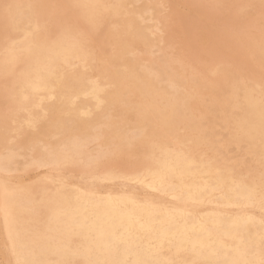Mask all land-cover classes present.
Wrapping results in <instances>:
<instances>
[{"label": "rangeland", "instance_id": "obj_1", "mask_svg": "<svg viewBox=\"0 0 264 264\" xmlns=\"http://www.w3.org/2000/svg\"><path fill=\"white\" fill-rule=\"evenodd\" d=\"M6 1V2H5ZM0 0V7L1 9V12H0V57L2 55V60H3V55L5 54V52L7 51V49L9 48L10 46V43L8 42L10 39L12 40L16 38L17 41H19L20 39L19 38H22V42L25 44L28 42V40H33V35H34V41L38 42V39L40 40L41 44H43L46 40V38L49 40L48 41H52L53 38H55L53 41L57 40L58 37L63 35V34H66L67 30H68V27L69 29H71V31L67 32V34H71V36L73 37V39L71 38V36L69 35H65V36H68L69 39H71V42H74L76 40V44L80 47V49H82V57L81 58H78L76 60H74L72 62V65L74 66L75 69H73V66L71 65V67L67 68L64 72V76L63 78H60L62 76V74L60 75V83H64V84H61L60 88L57 89V91H61L62 89V96L60 97V100H57V99H51V97H48L49 94H53V93H56V89L55 91L54 90H50L48 93H35L37 94L36 96L33 95V99H31V102H30V107L27 109L29 111V114L28 111L27 113L24 111V110H17V106L16 104L15 105H11L10 103H16L13 98L10 99L11 97L8 95V94H3V93H0V103L1 104V107L4 106V108H1L0 107V112H2L4 116H1V113H0V121L1 122H5L4 123H1L0 122V128L2 126L1 129H0V135H3V136H0V142L3 146L5 147H12L13 150L15 151H18L19 154L23 157H26L24 158L23 160V157L17 159V169H16V172H14V174H11L9 176L7 175H4L2 173H0V179H3L5 176H7V182H11V184L13 185H19V184H25L27 185L29 188H41V189H47L49 186L52 185V183L55 181V180H60L62 181V183L64 185H66V187H70V188H77L78 187H81L84 185V187H86L87 189H92L94 190L95 192L98 193V195H107V194H110V195H113V196H117V195H127V196H131L133 197L137 203L139 204V206H146V205H149L154 199L155 200H158L159 203L162 204V206H170V207H176L177 206H181L179 208H184V206L189 210V213L191 214H194L196 215V217H198L199 219H201L205 214H206V210H208L209 208L211 210H214L216 212H220L222 215H225L227 220L229 222L231 221H234L236 220L240 215H245V217L249 216L248 218L251 219V221H249L248 223V226H247V232L246 233H235L234 231H232V229L230 228H227L225 229L224 231L222 232H215V231H208V230H204V232L200 235H197V236H192V237H189L188 238V242L187 243H184V244H180L178 246H176L175 244L169 246L168 249H166L163 253V255L161 256V258H159V260L154 263V264H264V162H262L264 160V141H260L259 138H257L258 136L255 135L250 128L248 127H245V132L243 133L242 131H238L237 130V124L242 120L241 116H242V111L239 110L238 107V103H242V100L244 101V96L247 94H249L251 91H252V95H253V98H257V100L264 106V49H262V45L264 46V0L263 1H260V0H238V1H235V0H141V2H139L140 0H125V2H122L124 0H93V1H98V9L96 11L97 12H93L92 16L88 17L86 14H85V7H86V3H82L81 1V4L78 2V0H56V1H53V0H48V1H45V0H20V2L18 0ZM12 1V2H11ZM27 1V2H26ZM45 1V2H43ZM102 1V2H101ZM108 1V2H106ZM117 1V2H116ZM120 1V5H117L119 4L118 2ZM134 1V2H133ZM159 1V2H158ZM162 1V2H161ZM170 1V3H168ZM183 1V2H182ZM200 1V2H199ZM209 1V2H208ZM214 2L212 3V6L210 5L211 3L210 2ZM218 1V2H216ZM242 3H241V2ZM244 1V2H243ZM260 1V2H259ZM106 2V3H105ZM110 2V3H109ZM130 4H128V3ZM136 2V3H135ZM150 2V3H149ZM158 2V3H157ZM161 2V3H160ZM164 2H167V3H164ZM181 2V3H180ZM190 2V3H189ZM233 2V3H231ZM237 2V4H235ZM247 2V3H246ZM250 2V3H249ZM262 2V3H261ZM6 3V4H5ZM12 3V4H11ZM15 3V4H14ZM28 3V4H27ZM35 3V4H34ZM43 3V4H42ZM64 3V4H63ZM66 3V4H65ZM75 3V4H74ZM79 3V4H77ZM114 3V4H113ZM131 3H133L131 5ZM140 3H142L144 5V8L143 9V5ZM148 4L146 6V4ZM152 3L154 4L152 6ZM184 3V4H183ZM193 3V4H192ZM202 3V4H201ZM206 3V4H205ZM239 3V4H238ZM252 3V4H251ZM10 4V5H9ZM18 4L21 6V10L23 8V11H22V15H21V20L24 19L25 17V25H27L29 27V24L30 23V26L33 25V27L31 26L30 27V31L33 32V34H29V35H23V32H19V34H12V29H11V26L10 24H8V15L12 9L11 6H13ZM41 4V5H40ZM61 4V5H60ZM77 4V5H76ZM84 4V5H83ZM108 4V5H107ZM140 5L142 7H138L137 9V5ZM151 7H150V5ZM157 4V5H156ZM159 4V5H158ZM171 4V5H170ZM209 4V5H208ZM221 4V5H220ZM224 4V5H223ZM229 4V6H228ZM233 4V5H232ZM246 4V5H245ZM260 4V5H258ZM6 5V6H5ZM29 7H28V6ZM65 5V6H64ZM68 5V6H67ZM80 5V6H78ZM82 5V7H81ZM87 5H90V4H87ZM92 5V4H91ZM90 5V6H91ZM102 5V6H100ZM109 5L111 6L110 10H108L109 8ZM125 5H126V8H125ZM138 5V6H139ZM162 5V6H161ZM163 5H166L163 7ZM184 5V6H183ZM192 5V6H190ZM201 5V6H200ZM207 5V6H206ZM218 5V6H217ZM233 8H231V6ZM239 5V6H238ZM253 5V6H252ZM34 6V7H32ZM41 6V7H40ZM89 6V7H90ZM106 6V7H105ZM112 6H115V8L119 7L118 9L112 7ZM122 8H121V7ZM129 6V7H128ZM158 6V8H157ZM188 6V7H187ZM190 6V8H189ZM215 8H214V7ZM248 6V7H247ZM252 6V7H251ZM26 7V9H25ZM57 7V8H56ZM63 7V9H62ZM71 7V8H70ZM96 7V8H97ZM100 7V9H99ZM102 7L106 8L105 11L104 8L102 9ZM133 7L135 8L133 11H131V9H133ZM163 7V8H162ZM169 7V8H167ZM194 7V8H193ZM199 7H202L201 8V11L199 9ZM209 7V8H208ZM235 7V8H234ZM254 7V8H253ZM260 7V8H258ZM263 7V8H262ZM10 8V9H9ZM28 8H29V11H28ZM32 8L33 11H35L34 15H32V10L30 9ZM37 8V9H36ZM49 8V9H48ZM53 8V9H52ZM56 8V9H55ZM68 8V9H67ZM77 8V9H76ZM116 10H114V9ZM124 8V9H123ZM129 8V10H128ZM131 8V9H130ZM161 8V9H159ZM173 8V9H172ZM220 8V9H219ZM223 8V10H221ZM244 10H243V9ZM262 8V10H261ZM9 9V10H8ZM39 9V10H38ZM44 9V11H42ZM75 9L77 12H75ZM80 9V10H79ZM84 9V10H82ZM113 9V10H112ZM127 9V10H125ZM141 9V10H140ZM146 10L148 9L147 11H143V10ZM153 9V10H152ZM156 9V10H155ZM171 9V10H169ZM196 9V10H195ZM198 9V10H197ZM237 9V11H236ZM241 9L242 11L244 12H241ZM247 9V11H246ZM257 9V10H256ZM73 10V11H72ZM82 10V11H81ZM101 10V12H99ZM104 10V11H103ZM119 10V12H118ZM137 10V11H136ZM161 10V11H160ZM164 10V11H163ZM176 10V11H175ZM194 10V11H193ZM218 10V11H217ZM221 10V11H220ZM233 12H232V11ZM256 10V11H255ZM27 14L29 15V13L34 16L35 18H32L30 17L29 19V22L27 21L26 19V12ZM31 11V12H30ZM51 12V14L49 12ZM58 11V12H57ZM79 11V13H78ZM113 13H111V12ZM140 11V18H139V13ZM142 11V12H141ZM149 11H150V14H149ZM153 11V12H152ZM157 11H159L158 13H160L162 15V18L161 15H159L157 13ZM168 11V12H166ZM173 11V12H172ZM179 13H178V12ZM192 11L195 13H197V16L196 14H192ZM200 11V12H199ZM53 12V13H52ZM68 12V13H67ZM72 12V13H71ZM81 12H84V13H81ZM103 12H105L103 14ZM127 12V13H126ZM137 12V13H136ZM143 12L145 13V15H143ZM155 12V13H154ZM163 12V14H162ZM166 12V13H164ZM203 12V13H202ZM215 12V13H214ZM229 12V13H228ZM237 12V14H236ZM5 13V15H4ZM95 13V14H94ZM100 13V15H99ZM120 15L118 20H117V15ZM119 13V14H118ZM123 13V14H122ZM132 13L131 17H130V14ZM142 13V14H141ZM169 13V16L167 17L166 14ZM172 13V14H171ZM176 13L178 15H176ZM185 13V14H184ZM187 13V15H186ZM224 13V14H223ZM241 13V14H240ZM48 14V15H46ZM82 14V15H81ZM84 14V15H83ZM103 14V15H102ZM125 14V15H124ZM128 14V15H127ZM148 14V16H147ZM219 14V15H218ZM230 14V15H229ZM232 14V16H231ZM240 17H239V15ZM245 14V15H244ZM257 15V17L254 16ZM262 14V15H261ZM27 15V16H28ZM44 15V16H43ZM60 15V16H59ZM67 15V17L65 16ZM95 15H96V18L99 20H96L95 18ZM105 15V16H104ZM106 15H110V16H106ZM114 15V16H113ZM126 17V20L125 18H122L123 16ZM156 15V16H155ZM171 15V16H170ZM181 15H182V18H181ZM205 17L203 18L202 17ZM228 15V17H227ZM250 15V16H249ZM40 17V21L38 20L39 17ZM42 16V17H41ZM64 16V17H63ZM82 16V17H81ZM111 16H113V21L111 19ZM116 16V18H115ZM137 16V17H136ZM152 16H154L152 18ZM177 16L179 17L177 18ZM189 17L190 16H194L193 18L191 17L190 21L192 22V25H191V22L188 21L189 19L185 18V17ZM248 16V17H247ZM5 17V18H4ZM45 17V18H44ZM85 17V19H83ZM102 17V18H101ZM109 17V19L111 20H107V18ZM130 17V18H128ZM136 17V19H135ZM149 17H151L149 20H146L148 19ZM158 17V18H157ZM170 17V19H168ZM198 17V18H197ZM208 17V19H207ZM232 17V19H231ZM242 17V19H241ZM246 17V18H245ZM4 18V19H3ZM62 18V19H60ZM71 18V19H70ZM88 18V19H87ZM93 18V19H92ZM137 18L139 19V22L137 21ZM144 21H143V19ZM157 19V20H154ZM166 18V19H164ZM219 18V19H218ZM244 18V19H243ZM3 19V21H2ZM6 19V20H5ZM42 19V20H41ZM48 19V20H47ZM49 19H50V22H49ZM55 19H58V20H55ZM59 19L63 21V24L62 28H61V24H62V21L59 22ZM77 19V20H76ZM95 19V20H94ZM166 20V23H164V20ZM172 19V20H171ZM182 19L184 21H182ZM194 20H198V22L196 21H193ZM212 19V21H211ZM225 19V21H224ZM229 19V20H228ZM5 20V21H4ZM33 20L35 22H32ZM73 20V21H72ZM74 20H76L74 22ZM84 20V21H82ZM94 20V22H93ZM152 20V22H151ZM162 20V21H161ZM170 20V21H169ZM217 20L219 23H217ZM223 20V21H222ZM251 20V21H250ZM2 21V22H1ZM39 21V22H38ZM58 21V22H57ZM89 21V22H88ZM96 21V22H95ZM102 21V23H100ZM125 21V22H124ZM128 21V23H126ZM147 21H148V24H147ZM169 21V22H168ZM173 21V22H172ZM175 21V22H174ZM181 21L183 22L182 24L184 26H181ZM187 21V22H185ZM254 21V23H253ZM24 22L22 20V25L24 26ZM26 22H28L26 24ZM100 23V25L98 23ZM110 22V23H109ZM117 22L118 25H117ZM133 22H137L139 23V26L142 24V26L140 27L142 30H144L143 32H141V29L139 28L138 24L137 23H133ZM168 22V24H167ZM172 22V23H171ZM195 24H194V23ZM212 22V23H211ZM226 22V23H225ZM245 22V23H244ZM7 24V26L5 27V25ZM21 23V22H20ZM57 23H58V27H57ZM61 23V24H60ZM71 23H77L76 25L75 24H71ZM96 23V24H95ZM106 25H103L105 24ZM123 23V24H122ZM153 23V24H152ZM179 23V24H178ZM197 23V24H196ZM202 23V24H201ZM222 23V25H221ZM2 24V25H1ZM42 24H44L43 27ZM54 24V25H53ZM108 24V26H107ZM127 24V26H125ZM146 24V25H145ZM174 24V25H173ZM178 24V26H177ZM201 24V25H200ZM229 24V25H228ZM249 24V25H248ZM40 25V26H38ZM70 25V26H69ZM97 25V26H96ZM112 25V26H110ZM116 25V27L114 26ZM132 25H135L134 27ZM153 25V26H151ZM168 25V27H166ZM189 25V26H188ZM197 25V26H194ZM202 25H204L202 27ZM218 25H220L221 27L224 26L223 28H220ZM258 25V26H257ZM260 25V26H259ZM4 26V28H3ZM35 26V27H34ZM38 26V27H37ZM45 26H48L47 28ZM66 26V28H65ZM75 26V27H73ZM80 26H81V29H80ZM85 26V28H84ZM92 29H91V27ZM121 26H122V30H121ZM130 29H129V27ZM138 26V28H136ZM149 26V27H147ZM170 26V27H169ZM209 26V27H208ZM232 26V27H231ZM246 28H245V27ZM51 27H53L52 29H50ZM56 27H57V30H56ZM88 27V28H87ZM97 28V31H96V28ZM100 28V31H98V29ZM120 30H119V28ZM131 27L133 28V30L131 29ZM144 27V28H143ZM153 27V28H152ZM180 27V28H179ZM183 29H182V28ZM197 27V28H196ZM208 27L209 30L206 28ZM211 27V29H210ZM215 27V28H214ZM226 27V28H225ZM228 27V28H227ZM5 28H9L8 29H5ZM32 28V30H31ZM35 28H37L35 30ZM40 30H39V29ZM45 28V29H43ZM60 28V30L58 29ZM124 28H126V31H130L128 34L126 33L125 34V30ZM148 28H150L148 30ZM170 28V29H169ZM230 28V29H229ZM231 28L232 31L236 29L235 31V34L234 32L231 31ZM3 29V31L1 30ZM42 29V30H41ZM67 29V30H65ZM77 29V30H76ZM83 29V30H82ZM86 29V30H85ZM106 29H109V30H106ZM113 29V32H111ZM140 29V31H139ZM166 29H168L166 31ZM198 29H199V32H198ZM227 29V30H226ZM248 29V30H247ZM251 29V30H249ZM6 30V32H4ZM34 30V31H33ZM49 30H51V33ZM61 30H65L63 33L61 32L62 35H60V31ZM74 30V31H73ZM76 30V31H75ZM81 31V33L83 34H80L79 32ZM115 30V31H114ZM119 30V31H117ZM136 30V31H135ZM157 30V31H155ZM183 30V34H182V31ZM203 30V31H202ZM212 30V33L211 31ZM223 30V31H222ZM253 30V31H252ZM256 30L255 34H254V31ZM262 30V31H261ZM56 31V33H55ZM79 31V32H78ZM86 33H85V32ZM106 31V32H105ZM124 31V32H123ZM181 31V32H180ZM206 31V33H205ZM210 31V32H209ZM222 31V33H221ZM248 31L250 33H248ZM43 32V33H41ZM47 32V33H46ZM49 32V33H48ZM78 32V34H77ZM92 32H93V35H92ZM99 32V33H98ZM134 32H135V35L134 36ZM189 32H191V36L189 34ZM260 33H263L262 37L261 35L259 34ZM5 33L9 34L7 36V34L5 35ZM37 35H36V34ZM40 33V34H39ZM59 33V35H58ZM73 33H75L76 35H73ZM98 33V34H97ZM101 33V36L99 35ZM108 33H110L108 35ZM119 33L121 35H119ZM124 33V34H123ZM132 33V36L130 37ZM146 33V34H145ZM172 33V34H171ZM186 33V34H185ZM195 33V34H194ZM205 33V34H204ZM225 33V34H224ZM243 34V35H240V34ZM246 33V34H245ZM251 33H253L254 35H252ZM22 34V36H21ZM39 34V35H38ZM44 36L42 37L41 36ZM49 36H48V35ZM53 34V35H52ZM107 34V35H106ZM117 35V37H114V35ZM179 34V35H178ZM185 34V37L183 36ZM216 34V35H215ZM238 34V35H237ZM250 34V35H248ZM259 34V37L258 38V35ZM58 37H57V36ZM78 35V36H77ZM81 35H83L85 37V42L81 41L82 43H80V40H84V37H82ZM112 37H111V36ZM115 35V36H116ZM124 35V38L123 36ZM130 38H128V36ZM137 35H139V37H137ZM146 35H149V36H146ZM157 35H160L157 36ZM209 35V36H208ZM211 35V36H210ZM217 35L219 37H217ZM228 37H227V36ZM237 35V36H236ZM247 35V36H246ZM2 36V38H1ZM18 36V37H17ZM21 36V37H20ZM37 36H39L37 38ZM54 36V37H53ZM63 35V37H65ZM86 36H89V37H86ZM96 36V37H95ZM107 36V38L105 37ZM147 38H146V37ZM155 38H153V37ZM157 36V37H156ZM188 36V37H186ZM198 36V37H197ZM222 36V37H221ZM232 38H231V37ZM252 36V38H251ZM26 37V38H25ZM42 37V38H40ZM76 37V38H75ZM80 37V38H79ZM113 39H111V38ZM122 37V38H121ZM134 40H131L133 42L130 41V39L134 38ZM151 37V38H150ZM226 39H225V38ZM35 38H37V40H35ZM51 38V39H50ZM75 38V39H74ZM97 38V39H96ZM128 39L130 42H128V40L126 41V39ZM161 38V39H160ZM182 38V39H181ZM183 38L184 40L186 41H183ZM186 38V39H185ZM193 38V40H192ZM234 38V39H233ZM239 38V39H238ZM255 38H258V39H255ZM80 39V40H78ZM99 39V40H98ZM100 39H101V42H100ZM110 39V40H109ZM119 42H117L118 40ZM121 39H123L122 41H125L128 42V43H124L121 41ZM137 39V40H136ZM148 39V40H146ZM197 39V40H196ZM237 39V40H236ZM255 39V40H254ZM24 40V41H23ZM73 40V41H72ZM77 40H78V43H77ZM112 40V41H111ZM117 42V45L115 44ZM150 40V41H149ZM155 40V41H153ZM182 40V41H181ZM218 40V42H217ZM222 40V41H221ZM240 40V41H239ZM247 40V43L246 41ZM43 41V42H42ZM95 41V42H94ZM140 41V43H139ZM145 43L146 47L144 46H141L142 45V42ZM147 43H146V42ZM152 41V42H151ZM225 41L227 42V44H225ZM231 41V43H230ZM248 41L250 42V44L248 43ZM253 41V42H252ZM257 41V43H256ZM4 42V43H3ZM8 42V43H7ZM20 42V41H19ZM97 42V43H96ZM107 42V43H106ZM198 42V43H197ZM206 42L208 45H206ZM213 42V43H211ZM224 42V44H223ZM234 42V43H232ZM241 42V43H240ZM260 42H262V45L260 44ZM75 43V42H74ZM87 43H89L87 45ZM101 43V44H100ZM110 43H113V45H111ZM130 43V44H129ZM153 43H156L153 45ZM186 43V44H185ZM190 43V44H189ZM195 43V45H194ZM81 44V45H80ZM85 45V47L83 45ZM100 44V46H99ZM116 45V48H115V45ZM121 44V45H120ZM124 44V45H123ZM151 44L153 45V47L151 46ZM183 44V45H181ZM189 44V46L187 45ZM255 48L254 47V45ZM4 45V46H3ZM91 45L95 46L93 48L90 47ZM119 45V46H118ZM123 45V46H122ZM128 45V46H127ZM150 45V46H149ZM176 45V46H174ZM185 45V46H184ZM192 45V46H191ZM198 45H200L201 47H204V52L202 53L203 51V48L199 47ZM206 45V46H205ZM223 45V46H222ZM226 45V46H225ZM230 45V47H229ZM241 45V46H240ZM243 45H244V48L243 49ZM246 45V46H245ZM260 45V46H259ZM87 46H89L87 48ZM104 46H106L104 48ZM121 46V47H120ZM193 46L197 49H193ZM214 46L216 47V49L214 48ZM235 46V48H234ZM252 46V48L250 47ZM99 47H100V50L101 52L99 51ZM110 47V49H109ZM123 47V49H122ZM133 47V48H132ZM172 47V48H171ZM184 47V49H183ZM210 47V49H209ZM214 48L212 50V48ZM221 47V48H220ZM229 47V48H228ZM146 48V49H145ZM152 48V49H151ZM168 51H164L166 49ZM169 48H170V51L174 53L172 54L170 51H169ZM232 48V49H231ZM248 50H247V49ZM255 48V51L254 49ZM97 49V50H96ZM173 51H172V50ZM218 49V51H217ZM225 49V50H224ZM228 49H229V53H228ZM250 49V51H249ZM262 49V50H261ZM90 50V52H89ZM105 50V51H104ZM107 50V51H106ZM137 50V52H136ZM156 50V51H154ZM182 50V51H181ZM188 50V51H187ZM191 53H190V51ZM200 50V51H199ZM207 50L209 52H207ZM215 50V51H214ZM220 50V52H219ZM252 50V51H251ZM5 51V52H4ZM115 53H114V52ZM123 51V53H122ZM141 51V53H139ZM164 51V52H163ZM186 51V55L188 56H185V52ZM197 51V56L196 57V54L195 52ZM211 51H213V55L211 53ZM217 51V52H216ZM234 51V52H233ZM247 53H246V52ZM260 51V53H257V52ZM111 52V54H110ZM118 52H121V54ZM125 52V53H124ZM131 55V58H130V55ZM151 52V53H149ZM159 54V60L156 59L158 61V63L155 62L154 60V57L156 58V55L155 54ZM177 52V53H176ZM189 52V53H188ZM194 52V53H193ZM226 52V53H225ZM254 52V53H253ZM92 53V54H90ZM96 53V54H95ZM108 56H107V54ZM114 53V54H112ZM132 53V54H131ZM210 53V54H209ZM249 53V55H248ZM95 54V55H94ZM102 54V55H100ZM104 54V55H103ZM106 54V55H105ZM126 54V55H125ZM134 54V55H133ZM145 54V55H144ZM155 54V55H154ZM167 54V55H166ZM171 54V55H170ZM205 54V55H204ZM211 55V57H209V55ZM216 54V55H215ZM21 56L24 57V55L22 53H20ZM89 55L91 57H89ZM115 55V57H113ZM118 55V56H117ZM120 55V56H119ZM140 55V56H139ZM144 55V56H143ZM153 55V56H151ZM172 58V60H170L169 58ZM175 55V56H174ZM177 55H179L180 57L177 58ZM184 55V56H182ZM243 55V56H242ZM253 55V56H252ZM19 57V61L21 59H24L23 57ZM104 56V57H102ZM135 58L136 56H138V58L134 59L133 60V57ZM151 56V58L149 57ZM229 56V57H228ZM262 56H263V59H262ZM97 57H99V59H97ZM120 57V59H119ZM127 57V58H126ZM188 57V58H186ZM193 57H194V60L196 61L197 59V63L193 60ZM219 61H217V59ZM223 59H222V58ZM228 57V58H227ZM253 57V59H252ZM257 57H261L260 59L257 58ZM88 58V59H87ZM92 58V61H90ZM103 60H102V59ZM108 60H107V59ZM117 60H116V59ZM122 58V59H121ZM186 58V59H185ZM190 58V60H189ZM210 58H212L210 60ZM216 60H215V59ZM225 58H227V62L226 60H224ZM242 58H243V61H242ZM257 58V59H256ZM87 59V60H86ZM90 59V60H89ZM115 59V60H114ZM125 59H130L129 61H131V63H128L127 60ZM166 59V60H164ZM178 59V60H177ZM181 59V60H180ZM216 61H214V60ZM220 59H222V63L225 65H222V63L220 64ZM230 59V60H229ZM240 59V60H239ZM247 59V60H246ZM251 59V60H250ZM254 59L257 61V63L255 62L254 63ZM114 60V61H113ZM121 60V62H120ZM127 61V63L125 65H123V61ZM140 60V61H139ZM151 60V61H150ZM162 60V61H161ZM183 60V62H182ZM213 60V61H212ZM87 61H89L87 63ZM102 63L99 67L98 65L100 64L99 63ZM103 61V62H102ZM111 61H113V63H110ZM118 62L115 64V62ZM187 61L189 62L187 64ZM245 61V62H244ZM249 61H252V63ZM261 62L262 63H258V62ZM0 62H1V59H0ZM80 62V63H79ZM83 62V63H82ZM106 62H109V63H106ZM148 62V63H147ZM151 62V63H150ZM211 65H208L209 63ZM212 62V63H211ZM219 62V64H218ZM98 63V64H97ZM104 63V64H103ZM122 63V64H120ZM133 63H135V70L134 69V65ZM138 63V64H137ZM143 63V65H142ZM154 63V65H152ZM166 65H164V64ZM233 64L230 68V65ZM248 63V65H247ZM19 65H14L13 68H11V70L9 71V73H5L4 72L2 73V71H0V91L3 92L7 89V90H11L10 87L11 85L9 86L7 82L13 84V85H19V83H14V81L16 79H14V76L15 78L17 77V74H19V69L21 68V64L20 63H17ZM83 64L87 65L85 66L86 68H83ZM93 64V65H92ZM97 64V65H95ZM118 64V67L116 66ZM139 66L140 64V67H138L137 65ZM148 64H150L149 66H147ZM159 64V65H158ZM168 64V65H167ZM184 66H183V65ZM193 64V66H192ZM195 64V65H194ZM198 64H201V65H198ZM212 64H216L215 68L217 69L216 71H214V66L213 68L211 67L209 69L210 66H212ZM228 66H227V65ZM236 66H235V65ZM92 65V66H91ZM107 67H106V66ZM164 65V67H163ZM171 65V66H170ZM182 66L180 68V66ZM217 65H222L221 67ZM238 65V67H237ZM256 65V68L258 69H255V66ZM18 66V67H17ZM113 66V67H112ZM143 66V67H142ZM147 66V67H146ZM170 66V68H169ZM235 66V67H234ZM243 66V67H241ZM246 66V67H245ZM82 67V68H81ZM89 67V68H88ZM91 67V68H90ZM97 67L98 68H102V70H99L97 71ZM105 67V69H104ZM125 67H127L125 69ZM130 67V69L128 68ZM132 67V68H131ZM146 67V68H144ZM185 67V68H184ZM187 67V68H186ZM234 67V68H233ZM243 68L241 70V68ZM263 67V68H262ZM15 68V69H14ZM19 68V69H18ZM89 70H88V69ZM120 68L121 70H124V71H120ZM148 68V69H147ZM221 68V69H220ZM237 68V69H236ZM72 69V70H71ZM85 71L83 72L82 71ZM92 69V70H91ZM94 69H95V72H94ZM108 69V70H107ZM112 69H113V73L112 74ZM116 69V70H114ZM153 69V70H152ZM157 69V71H155ZM181 69V70H180ZM246 69V70H245ZM253 70L254 74L257 73L256 75H252V71ZM262 69V70H261ZM81 70V72H80ZM91 70V71H90ZM118 70V71H117ZM135 72H133V71ZM141 70V71H139ZM149 70V71H148ZM173 70V71H172ZM185 70V71H184ZM189 70V71H188ZM236 74L235 75V71ZM237 70H239L240 73L237 72ZM241 70V71H240ZM243 70H245L243 72ZM249 70V71H248ZM15 74H14V72ZM21 71V70H20ZM71 71L70 72V76H69V73L67 72ZM72 71L74 73H72ZM108 71V73L105 72ZM144 71V72H143ZM146 71H148L146 73ZM183 71H184V74H183ZM191 71V72H190ZM194 71V72H193ZM197 71V72H196ZM202 71V72H201ZM213 71V72H212ZM230 71L233 72L230 74ZM12 72V73H10ZM76 72V73H75ZM94 72V73H93ZM99 72V73H98ZM110 72V73H109ZM117 72V73H116ZM121 72V74H120ZM177 72V74H176ZM182 72V73H181ZM190 72V73H189ZM228 72V73H227ZM17 73V74H16ZM67 73V74H66ZM82 75H80V74ZM102 73V74H101ZM103 73H104V76H103ZM128 75H127V74ZM133 76H132V74ZM140 73V74H139ZM147 74L146 76L144 75ZM150 73L151 76H150ZM193 73V74H192ZM199 73V74H198ZM206 73V74H205ZM212 73H213V77L214 75H218V76H221L222 75L225 77L228 76L226 79L224 77H219L216 76L215 78H211L212 76ZM224 73V74H223ZM259 73V74H258ZM4 74V75H3ZM66 74V75H65ZM73 74V75H71ZM88 74V75H87ZM101 74V75H100ZM105 74L109 75L111 74L112 76L115 75V77L111 75L105 77ZM123 74V75H122ZM183 74V76H182ZM202 74V75H200ZM230 74V75H229ZM234 74V76H233ZM5 77H3V76ZM7 75H10V76H7ZM13 75V77H12ZM67 75L69 77H71L69 79V77H67ZM80 75V78L79 77H75V76H78ZM88 77H87V76ZM96 75H98L96 77ZM121 75V76H120ZM131 75V76H130ZM135 75V76H134ZM150 77H149V76ZM173 75V76H172ZM177 75L179 77H177ZM188 75V76H187ZM203 75L206 77L204 78ZM249 75V76H248ZM2 76V77H1ZM73 76V77H72ZM85 76V77H84ZM111 76V77H110ZM118 76H120L121 78H119ZM182 76V78H181ZM231 76V77H230ZM255 76L257 79H260L257 81V79H255ZM68 79H67V78ZM90 77V78H89ZM95 77V78H94ZM105 77V78H104ZM135 78L134 79H132ZM139 77H140V82L139 83ZM147 77V80H145ZM161 77V78H160ZM176 77V79H175ZM187 77V78H186ZM196 78V79H189V78ZM200 77V78H199ZM208 77V78H207ZM230 77V78H229ZM235 77V78H234ZM250 77V78H249ZM76 78V79H75ZM89 78V79H88ZM96 78L98 80H96ZM116 78V80H119L120 79V82H117L115 80L114 82V79ZM119 78V79H117ZM151 78V79H150ZM153 78V79H152ZM185 78V79H183ZM204 78V79H203ZM211 78V79H210ZM218 78V79H216ZM7 79H9L7 81ZM65 79V80H64ZM72 79V80H71ZM80 79V80H78ZM85 79H87V81L89 82H86L84 81ZM106 79V80H105ZM110 79V81H108ZM132 79V80H130ZM138 81H137V80ZM202 79V80H201ZM214 82L215 80V85L213 82H210V80ZM213 79V80H212ZM222 79V80H221ZM231 79V82L230 80ZM249 79V81H248ZM6 80V81H5ZM12 80V82H10ZM71 80V81H70ZM127 80V81H125ZM144 80V81H143ZM183 80V81H182ZM185 80H187L188 82H186ZM190 80V82H189ZM219 80V81H218ZM224 80V81H223ZM252 80V81H251ZM262 80V81H261ZM17 81V80H16ZM65 81V82H64ZM74 83H73V82ZM78 81V82H77ZM100 81V82H99ZM105 82V85L108 86V84L110 85V87L107 88V86L104 87V83L102 82ZM148 81H149V84H148ZM180 81V83H179ZM182 81V83H181ZM201 81V82H200ZM204 81V82H202ZM207 81V84L205 83ZM257 81V82H256ZM95 82V84H94ZM97 82V83H96ZM107 82H110V83H107ZM113 82V83H111ZM117 82V83H116ZM123 82V83H122ZM131 82V83H129ZM138 82V83H137ZM144 82V83H143ZM147 82V83H146ZM152 82V84H151ZM172 82V83H171ZM176 82V83H175ZM222 82V83H221ZM224 82L225 84L227 83L226 87L224 85ZM232 83L229 84V83ZM257 83L256 85L254 83ZM262 82V83H261ZM4 83V84H3ZM5 83L7 84V87L5 86ZM67 83V84H66ZM71 83V85H70ZM75 83H77V86L75 88H72L70 89V87H73L72 85H76ZM81 83V84H80ZM84 83V85H83ZM89 83V84H88ZM128 85H127V84ZM163 83V84H162ZM171 83V84H170ZM187 84V87H186V84ZM200 83L201 86H200ZM204 83V85H203ZM212 83V85L210 84ZM258 83H261V84H258ZM79 84V85H78ZM88 84V85H87ZM128 86L126 87L125 86ZM138 84L140 86H138ZM142 84L145 88H141L142 87ZM148 84V85H147ZM168 84V86H166ZM184 84V85H183ZM209 84H210V88H209ZM223 84V86H222ZM252 84V85H251ZM66 85V86H65ZM98 86L100 87L102 90L106 91H102L101 92V98L104 97V99L102 98V101L100 102V107H99V104H97V102L93 101L92 98L88 95L85 94V91L87 92V90H89L90 87L92 86ZM123 87H122V86ZM153 85V87H152ZM163 85V86H162ZM213 85H215L213 87ZM248 85V86H247ZM6 88H5V87ZM88 86V87H87ZM102 86V87H101ZM114 86V87H113ZM133 86V87H132ZM139 88H138V87ZM148 86V87H147ZM2 87V89H1ZM17 87V86H16ZM66 87V88H64ZM68 87V88H67ZM84 87V89H83ZM104 87V89H103ZM116 87V88H115ZM130 87V88H129ZM137 87V89H135ZM161 87V88H160ZM164 87V89H163ZM175 87V88H174ZM180 87V88H179ZM200 87V90L198 89ZM213 87V90L211 92V89ZM221 89H220V88ZM224 87V89H222ZM245 87V88H244ZM13 89H15L14 86H12ZM82 88V89H80ZM112 88V89H110ZM120 88V89H119ZM125 91H123V89ZM129 90H128V89ZM131 88L135 91H131ZM153 88V89H152ZM169 88V90H168ZM179 88V89H178ZM217 88V90L215 89ZM228 88V89H227ZM233 88V89H232ZM239 88V89H238ZM5 89V90H4ZM17 89V88H16ZM15 89V90H16ZM70 89V90H69ZM80 89V91H79ZM119 89V90H118ZM139 89V90H138ZM141 89V91H140ZM150 91L149 93H147V91ZM161 89L164 90L161 91ZM193 89V90H192ZM203 89V91H202ZM205 89V90H204ZM215 89V90H214ZM226 89V90H225ZM238 89V90H237ZM244 89V90H243ZM248 89V90H247ZM249 89H251V91H249ZM65 90L67 91L65 93ZM78 90V92H77ZM84 90V91H83ZM118 90V92H116ZM144 90V91H142ZM169 92H168V91ZM175 90V91H174ZM208 90V91H207ZM210 90V91H209ZM227 91L226 93L224 91ZM231 90V91H230ZM235 90V91H234ZM240 90V91H239ZM242 90V91H241ZM254 90V92H253ZM9 91H5V93H9ZM64 91V92H63ZM74 91V92H73ZM76 91V92H75ZM112 91V93H111ZM119 91H121V94L119 93ZM138 91V92H137ZM159 91V92H158ZM180 91V92H178ZM194 91L196 93H198V96L196 93H194ZM200 91V92H199ZM217 91V93H216ZM239 91V92H238ZM246 91V92H244ZM84 92V94L82 93ZM116 92V94H115ZM126 92V94H124ZM168 92V93H167ZM172 92V93H171ZM234 92V93H233ZM241 92V93H240ZM256 92V93H255ZM263 94H262V93ZM74 93V94H73ZM78 93V94H77ZM81 93V94H80ZM111 93V94H110ZM156 93V94H155ZM171 93V94H170ZM177 93V94H175ZM220 93V95L218 94ZM230 93V94H229ZM238 93V95H236ZM240 93V94H239ZM3 94V96H2ZM103 94V95H102ZM116 96H115V95ZM124 94V95H123ZM129 96H128V95ZM158 94V95H157ZM180 94V95H179ZM207 94L210 96V100L208 99L207 97ZM227 98V100L225 98H223V95ZM226 94V95H225ZM75 96L76 97V102H78L76 104L75 102V98L72 97V96ZM82 95V96H81ZM106 95V96H104ZM110 95V96H109ZM114 95V96H113ZM122 95V96H121ZM169 95V96H168ZM176 95V96H174ZM184 95V97L182 98V96ZM189 95V96H187ZM200 95V97H199ZM217 95V96H216ZM246 95V96H247ZM2 96V97H1ZM38 96H43V97H40V100H37L39 97ZM46 96V98H45ZM64 96V97H63ZM80 96V98H79ZM85 98H84V97ZM128 96V97H127ZM140 96V97H139ZM186 96V98H185ZM216 96V97H215ZM236 96H237V100L236 99ZM7 97H9L10 101L8 100V98L6 99ZM38 97V98H37ZM83 97V98H82ZM87 97V98H86ZM108 97V98H107ZM121 97V98H120ZM132 97V98H131ZM138 97V98H137ZM148 97V98H147ZM161 97V98H160ZM177 97V98H176ZM197 97H199L198 99H196ZM205 97V98H204ZM263 97V98H262ZM73 98L72 102H71V99ZM78 98V99H77ZM82 98V99H81ZM89 98V99H88ZM116 98V99H115ZM130 98V99H129ZM155 98V99H154ZM170 98V100H169ZM182 98V100H181ZM190 98V100H189ZM235 98V99H234ZM241 98V100H240ZM243 98V99H242ZM86 99V100H85ZM113 99V101L111 100ZM120 99V100H119ZM138 99V100H137ZM140 99V101H139ZM150 99V100H149ZM167 99V100H166ZM177 99V100H176ZM184 99H187V100H184ZM194 99V100H193ZM217 99V100H216ZM223 101V104L221 102V100ZM233 99V100H232ZM41 100H42V103H41ZM48 100V101H46ZM67 100V101H66ZM79 100V101H78ZM92 100V102L90 101ZM107 100V102H105ZM129 100V103L127 102ZM160 100V101H159ZM161 100H164L162 101L161 103ZM176 100V102H174ZM192 100V101H191ZM216 103H215V101ZM233 103H232V101ZM7 101V103L5 104V102ZM46 101V103H44ZM51 104H50V102ZM57 101V102H56ZM59 101V102H58ZM82 101V102H81ZM89 101V102H88ZM121 101V102H120ZM180 101V103H179ZM198 101H200L202 103V105L200 104V102L198 103ZM205 101V102H204ZM214 101V102H213ZM218 101V103H217ZM239 101V102H238ZM3 102H4V105H3ZM9 102V103H8ZM49 102V103H48ZM56 102V105L55 103ZM62 102V103H61ZM71 102V104H70ZM80 102V103H79ZM88 102L87 105H89V107L87 105H85L86 103ZM114 102V103H113ZM156 102V103H154ZM158 102V103H157ZM160 102V103H159ZM169 102V103H167ZM173 102V103H172ZM186 102V103H185ZM189 102V103H188ZM221 102V104H220ZM47 104V107H45L44 105ZM65 103H67L65 105ZM76 105H75V104ZM82 103L84 105H82ZM96 103V104H95ZM103 103L105 105H103ZM113 103V104H111ZM116 103V104H115ZM120 104V107H119V104ZM128 103V104H127ZM134 103V104H133ZM175 103V104H174ZM210 103H212L211 105L215 108V110H211V107L210 106ZM225 103V104H224ZM62 104V106H61ZM69 104V105H68ZM95 104V105H94ZM110 104V105H107ZM135 106V108L131 107L133 105ZM137 104V106H136ZM149 104V105H148ZM164 104V105H163ZM169 104V105H168ZM171 104V105H170ZM173 104V105H172ZM191 104V105H190ZM195 104V105H193ZM209 104V105H208ZM216 104V105H215ZM229 104V105H228ZM236 104H237V107H236ZM43 105V106H41ZM55 105V106H54ZM64 105V106H63ZM74 105V107L72 106ZM81 105V106H80ZM92 105V107H90ZM125 105V106H124ZM127 105V106H126ZM146 105V106H145ZM163 105V106H162ZM168 105V106H167ZM176 105V106H175ZM184 106L185 109H183L182 106ZM206 105V106H205ZM224 105V107H223ZM227 105V106H226ZM233 105V107H232ZM12 107V108H9ZM66 106V109H64ZM71 106V107H70ZM80 106V107H78ZM99 108H98V107ZM107 108H106V107ZM144 108H143V107ZM149 106V107H148ZM166 106V107H164ZM220 106V107H219ZM5 107L7 109H5ZM14 107V108H13ZM34 107V109H33ZM42 107V111L41 112H44L43 116H41L40 114V108ZM45 107V108H44ZM63 109H62V108ZM96 107V108H95ZM104 107V109H103ZM125 109L123 110L122 109ZM131 107V108H130ZM148 107V108H147ZM163 107V108H161ZM168 107V108H167ZM174 107H178L179 110H180V113H181V121L179 123H175V124H171V117L169 116L172 111L175 110ZM195 107V108H193ZM201 107V108H200ZM204 107V108H203ZM223 107V108H222ZM230 108V110L228 109V111L230 112H227V109ZM44 108V109H43ZM51 108V109H50ZM55 108V109H54ZM60 108V109H59ZM71 108V109H70ZM83 108V109H82ZM91 108V109H90ZM95 108V109H94ZM131 110H130V109ZM133 108V109H132ZM146 108V110H145ZM161 108V109H160ZM166 108V109H164ZM172 108V110H171ZM223 110H222V109ZM14 109V110H13ZM36 109V110H35ZM57 109V110H56ZM78 109V110H77ZM93 109L96 111H94V116L92 114V111ZM126 109H129V113L126 111ZM136 109V110H135ZM142 109V110H141ZM196 109V110H195ZM220 109V111H218ZM7 110V111H6ZM17 110V111H15ZM34 110V112H33ZM46 110V112L44 111ZM56 110V111H55ZM83 111L82 114H79L81 113V111ZM87 110V111H86ZM91 110V111H90ZM100 110V111H99ZM102 110V112H101ZM103 110H104V114H103ZM112 111V115L111 113H108V112H111ZM117 110L118 113H117ZM185 110V112H184ZM195 110V111H194ZM209 112H208V111ZM4 111V112H3ZM9 111H12V114L11 112L9 113ZM14 111V113H13ZM24 113V115H22V112ZM35 111L37 113H35ZM51 111V112H50ZM58 111V112H57ZM66 111H68V113H65ZM69 111H70V116L68 115L69 114ZM72 111V112H71ZM74 111V113H73ZM86 111V113H85ZM107 111V112H106ZM115 111L117 114H115ZM142 111V113H141ZM146 111V112H145ZM150 111V112H149ZM205 113H204V112ZM228 113V115H226L225 113L226 112ZM19 114H18V113ZM30 112H31V116L30 115ZM39 112V113H38ZM50 112V114H49ZM60 112V113H59ZM99 112V113H98ZM114 112V113H113ZM124 112H127L126 116ZM150 114H149V113ZM158 112V113H156ZM160 112V113H159ZM167 112V113H166ZM193 112V113H192ZM198 112V113H196ZM202 112V113H200ZM233 112V113H231ZM21 113V114H20ZM48 113V114H47ZM52 113V115H51ZM64 113V115H63ZM73 113V114H72ZM76 113V114H75ZM88 113V114H87ZM121 113V114H120ZM147 113V114H146ZM153 113V114H151ZM163 113H164V116H166V119L162 118L164 117L163 116ZM208 115H207V114ZM210 113H212L214 119H212L213 117H210ZM217 113V115H216ZM18 114V115H17ZM27 114V115H26ZM38 114V115H37ZM67 114V116H66ZM85 114H86V120L84 118V120L82 119V117L84 116L85 117ZM90 114V115H89ZM130 114V115H129ZM145 114V115H144ZM200 114V115H198ZM220 114V115H218ZM224 114V115H223ZM232 114V115H231ZM8 115H11V116H8ZM30 117H29V116ZM63 115V116H61ZM73 115H75L73 117ZM100 115V118H98ZM121 115V117H120ZM135 115V116H134ZM153 115V116H152ZM194 115V116H193ZM202 115L203 117H206L208 118V120H206V118H202ZM211 115V116H212ZM223 117H222V116ZM228 116V117H225ZM238 118H237V116ZM25 116H27L28 118H26ZM41 116V117H40ZM59 116V117H58ZM82 116V117H81ZM88 116L90 118H88ZM93 116V119H91ZM134 116V117H133ZM199 116V118H198ZM201 116V118H200ZM230 116H232V118H230ZM236 116V117H235ZM8 117V118H7ZM17 117V118H16ZM61 117V119H60ZM63 117H65L66 119H63ZM69 117V118H68ZM80 117V118H79ZM97 117V118H96ZM103 117V118H101ZM114 117V118H113ZM120 117L121 120L118 118ZM123 117V118H122ZM139 117V118H138ZM161 117V118H160ZM3 118V119H2ZM5 118V119H4ZM19 118V119H18ZM31 118L34 119V123L33 121L31 122ZM39 122H38V120ZM40 118V119H39ZM59 118V119H58ZM72 118V119H71ZM88 118V119H87ZM118 118V120H117ZM128 118V119H127ZM219 118V119H218ZM230 118V119H229ZM13 119V120H12ZM23 119H24V123H23ZM47 119V120H45ZM69 119V120H68ZM81 121H80V120ZM92 122H91V120ZM103 119V120H102ZM105 119V120H104ZM130 119V120H129ZM137 119V121H136ZM163 119V120H162ZM195 119V121H194ZM199 119V120H198ZM216 119V121H215ZM227 119V121H226ZM235 119V121H234ZM240 119V120H239ZM9 120H10V123H9ZM26 120H30L29 123H27ZM76 120V121H74ZM95 120V121H94ZM119 120L122 122H119ZM123 120V121H122ZM126 120V121H125ZM129 120V121H128ZM156 120V121H155ZM161 120V121H160ZM220 120V121H219ZM236 120L238 121L236 123ZM17 121V122H16ZM38 122L36 123V127H35V122ZM64 121V122H62ZM72 121V122H71ZM84 121V122H83ZM102 124V122H104ZM110 121V123H109ZM112 121V122H111ZM184 121V122H183ZM218 121V122H217ZM234 121V122H233ZM14 124H13V123ZM32 124H31V123ZM43 122V124L41 123ZM56 126H54L52 123ZM62 122V123H61ZM67 122V123H66ZM79 122V124H78ZM82 122V124H81ZM87 122V123H86ZM89 122V123H88ZM119 122V123H118ZM126 124H124V123ZM133 122V123H132ZM146 122V123H145ZM149 125H148V123ZM160 122V123H159ZM168 122V123H167ZM189 122V123H188ZM205 122V123H204ZM224 122V123H223ZM227 122V123H226ZM7 123V124H6ZM60 123V124H58ZM64 123H66L64 125ZM94 125H93V124ZM101 123V124H100ZM151 123V125H150ZM186 123V124H185ZM202 123V125H201ZM12 124V125H11ZM28 124H31V125H28ZM40 124V125H38ZM45 124V126H44ZM52 124V125H51ZM62 124V126H61ZM71 124V126H70ZM77 124V125H76ZM98 124V126H97ZM114 124V125H113ZM124 124V126L122 125ZM135 124V125H134ZM180 124V125H179ZM199 125V128L201 129H196L195 128V125ZM226 124V125H225ZM233 124V126H232ZM18 125V127H17ZM28 125V127H27ZM49 125V126H48ZM82 125V126H81ZM87 125V127H86ZM105 125V127H104ZM112 125V126H111ZM122 125V126H120ZM133 125V126H132ZM164 125V126H163ZM212 125V126H211ZM221 125V126H220ZM230 125V126H229ZM9 128H8V127ZM16 126V127H15ZM44 128H42V127ZM47 126V127H46ZM61 126V127H60ZM68 126V127H67ZM79 126V127H78ZM90 126V127H89ZM95 126V127H94ZM131 126V127H130ZM140 126V127H139ZM179 126V127H178ZM220 126V127H219ZM224 126V127H223ZM7 127V128H6ZM11 127V128H10ZM20 127V132H18V128ZM22 127V128H21ZM32 127H35V130L34 128ZM39 127V128H38ZM46 127V130H44ZM59 127V128H57ZM66 129H65V128ZM89 127V128H88ZM99 127V128H98ZM102 127V128H101ZM130 127V128H128ZM138 127V128H136ZM163 127V128H162ZM197 131V133L195 132V129ZM227 127V128H226ZM229 127V128H228ZM6 128V129H5ZM18 130H17V129ZM26 128V129H25ZM38 128V130H37ZM84 128V129H83ZM88 128V129H87ZM93 128V129H92ZM97 128V129H96ZM101 128V129H100ZM116 128V130H115ZM133 128V129H132ZM144 128V129H142ZM149 128V129H148ZM169 128L172 129L169 131ZM175 128V129H174ZM233 128V129H232ZM248 128V129H247ZM7 129L9 131H7ZM16 129V130H15ZM22 129V130H21ZM28 129V130H27ZM49 129V130H48ZM64 129V130H62ZM72 129V130H71ZM79 129V130H78ZM110 129L112 131H110ZM118 129V130H117ZM178 129V130H177ZM182 129L184 130V132L182 131ZM207 129V130H206ZM212 129V130H211ZM3 130V131H1ZM15 130V131H14ZM37 130V131H36ZM58 130V131H57ZM68 130V131H66ZM83 130V131H81ZM91 130V131H90ZM95 130V131H94ZM102 130V132H101ZM108 130V131H107ZM115 130V131H114ZM144 130V131H143ZM147 130V131H146ZM153 132H152V131ZM163 130H164V133H163ZM187 130V131H185ZM189 130V131H188ZM226 130V131H225ZM232 130V131H231ZM237 130V131H236ZM252 134L251 135H248V131ZM33 131V132H32ZM49 131V132H48ZM52 131V133H51ZM61 131V132H59ZM77 131V132H76ZM81 131V132H80ZM99 131H100V134H99ZM114 131V132H113ZM122 133H121V132ZM140 131V132H139ZM155 131V132H154ZM191 131V133H190ZM230 131V132H229ZM4 134H2V133ZM18 132V133H17ZM27 133L24 134V133ZM38 132V133H37ZM43 132V133H42ZM58 134H56V133ZM71 132V133H69ZM75 132V133H74ZM80 132V133H79ZM90 132H93V134H91ZM97 134H96V133ZM104 132V134H103ZM110 136H108L109 134ZM115 132H118V133H115ZM124 132V133H123ZM134 132V133H132ZM138 132V133H136ZM147 132V134H146ZM200 132V133H199ZM217 132V133H216ZM236 132V133H235ZM9 133L11 134L9 136ZM15 133V135H14ZM50 133V134H48ZM54 133V134H53ZM69 133V134H68ZM77 133L81 134V135H78L77 136ZM121 133V134H120ZM132 133V134H131ZM140 133V134H139ZM145 133V134H144ZM177 133V134H176ZM183 133V134H182ZM199 133V135H198ZM6 134V136H5ZM20 134V135H19ZM45 134V136H44ZM72 134V135H71ZM103 134V135H102ZM114 134V135H113ZM130 134V135H128ZM138 134V136H137ZM155 134V135H154ZM189 134V135H188ZM233 134L231 137L230 135ZM245 134V135H244ZM14 135V136H13ZM26 135V136H25ZM31 135H32V138H31ZM35 135V136H34ZM54 135V136H53ZM85 135H86V138H85ZM95 135V136H94ZM100 139H99V136H101ZM118 135H119V139H118ZM141 135V136H140ZM149 135V136H148ZM159 135V136H158ZM166 135V136H164ZM169 135V137H168ZM172 135V137H171ZM207 135V136H206ZM240 135V136H238ZM12 136V138H11ZM18 136V137H17ZM20 136H21V139L22 141L24 140V144L23 142L21 141L20 139ZM29 136V137H28ZM43 136V137H41ZM48 136V137H47ZM63 136V138H61ZM68 136V138H67ZM94 136V137H93ZM98 136V137H97ZM106 138H105V137ZM109 137V143H106V141L108 142V137ZM130 136V137H129ZM136 136V137H135ZM143 136H144V139H143ZM153 136V137H152ZM157 136V137H156ZM161 136V137H160ZM191 136V137H190ZM214 136V137H213ZM247 136V137H246ZM16 137V139H15ZM73 137V138H71ZM90 137V138H89ZM105 140H104V138ZM111 137V139H110ZM139 137V138H137ZM183 139H182V138ZM195 137V138H194ZM213 137V138H212ZM223 137V138H221ZM255 137V139H254ZM4 138V139H3ZM17 138H19L18 141ZM25 138V139H24ZM27 138V140H26ZM38 138V139H37ZM71 138V139H70ZM82 138V139H81ZM91 138H93L94 140H96V142H94V140H92ZM96 138V139H95ZM114 138V140H113ZM128 138V139H127ZM134 138V139H133ZM202 138H203V141H202ZM226 138V139H225ZM230 138V139H229ZM8 141H6V140ZM85 139V140H84ZM89 139V141H88ZM98 139V140H97ZM116 139V140H115ZM138 139V140H137ZM152 139V140H151ZM160 139V140H159ZM163 143H162V141ZM178 139V140H177ZM223 139V140H222ZM228 139V141H227ZM5 140V141H4ZM11 140V141H10ZM17 140V141H16ZM32 140V142H31ZM57 140V141H55ZM73 140V141H72ZM92 140V141H91ZM104 140V141H103ZM122 140V141H121ZM143 140H145L144 142V146H143ZM150 140V141H149ZM209 142H207V141ZM239 142H237V141ZM52 141H55V142H52ZM102 141V145L101 144H97V143H101ZM112 141V142H111ZM115 141V142H114ZM117 141V142H116ZM120 143H119V142ZM137 141V142H136ZM197 141V143H196ZM205 141V142H204ZM14 142V143H13ZM21 144H20V143ZM36 142V143H34ZM43 142V144H42ZM59 142V143H58ZM61 142V143H60ZM75 142V143H74ZM80 142V143H79ZM91 142V143H90ZM93 142V144H92ZM105 142V144H104ZM122 143H125V147L129 146L130 148H126L124 147ZM140 142V144H139ZM150 142V143H149ZM204 142V143H202ZM214 142V143H212ZM232 142V144L230 145V143ZM32 143V145H31ZM40 143V144H39ZM53 143V144H51ZM56 143V144H55ZM192 143V144H191ZM199 143V144H198ZM225 143V144H224ZM248 143V144H247ZM13 144V145H12ZM23 144V145H22ZM26 144V145H25ZM27 144H30V145H27ZM69 144V145H68ZM95 144V145H94ZM104 144V145H103ZM112 144V145H111ZM117 144V145H116ZM119 144V146H118ZM121 144V145H120ZM127 144V145H126ZM137 146L134 148V145ZM151 144V145H149ZM190 144V145H189ZM213 144H216L213 146ZM228 144V145H227ZM261 146H260V145ZM2 145H0V150L2 148ZM8 145V146H7ZM25 145V146H24ZM58 145H62L61 148L59 146V149H58ZM74 145V146H73ZM86 145V146H85ZM94 145V146H93ZM109 145V146H108ZM142 145V147H141ZM148 145V146H147ZM153 145V146H152ZM162 145V146H161ZM166 145V146H164ZM171 145V146H170ZM186 145V146H185ZM201 145V146H200ZM240 145V146H239ZM21 146V147H19ZM46 146V147H45ZM83 146H85V150L83 148ZM92 146V147H91ZM96 146V147H95ZM99 146V147H98ZM103 146V147H102ZM111 146V147H110ZM114 146V147H113ZM118 146V147H117ZM123 146V147H122ZM149 149V147H151ZM161 146V147H160ZM218 146V148H217ZM239 146V147H238ZM256 146V147H255ZM31 147V148H30ZM34 147H37L36 149L39 150V152H37L38 150H36ZM39 147V148H38ZM54 147V148H53ZM66 148V149H63V148ZM81 147V148H80ZM95 147V148H93ZM113 147V148H112ZM157 147V148H156ZM159 147V148H158ZM163 147V149H162ZM188 147V148H187ZM210 147V148H209ZM224 147V148H223ZM237 147V149H236ZM248 147V148H247ZM106 148V149H105ZM111 148V149H110ZM124 149L123 151H121V149ZM134 148V149H133ZM220 148V149H219ZM229 150H228V149ZM32 149L34 150L32 152ZM41 149V150H40ZM93 150V151H90ZM97 149V151H96ZM101 149V150H100ZM128 149V150H127ZM132 149V150H131ZM140 149V150H139ZM142 149V151H141ZM149 149V150H148ZM182 149V150H181ZM217 149V150H216ZM250 149V150H249ZM254 149V150H253ZM59 150V151H58ZM64 152H63V151ZM69 150V151H68ZM75 154H73V152ZM105 150V151H104ZM111 150V151H110ZM115 150V151H114ZM126 150V151H125ZM179 150V151H178ZM191 150V151H190ZM211 150V151H210ZM25 151V152H24ZM30 151H31V155L28 157V154H30ZM48 151V152H47ZM114 151V153H113ZM118 151V152H117ZM136 151V152H135ZM149 151H150V154H149ZM184 151V152H183ZM190 151V152H188ZM229 151V152H228ZM234 151V152H233ZM237 151V152H236ZM63 152V153H62ZM67 152V154H65ZM70 152V153H69ZM80 152V153H79ZM107 152V154H106ZM129 152V154H128ZM140 152V154H139ZM148 152V153H147ZM167 153H171V154H182V155H185L187 157H193L195 159V161L198 163V167H199V174L196 176V177H191V176H184L182 178L180 177H170L168 175V169L170 168V165H171V162L169 160L166 159V156L165 154ZM183 152V153H182ZM248 152V153H247ZM250 152V153H249ZM41 153V154H40ZM53 153L56 154V158L54 159H57L59 163H61V167H58L57 169L56 168H53L51 166H48L49 168H47V166H41V165H35L34 168L33 167H27L29 166L28 164L31 163V158H32V162L34 163H37L36 159L39 160V162L42 160L43 158V161L46 165V163H51L52 162V159H51V156L53 155ZM88 153V154H87ZM90 153H92V156L93 158L90 156ZM124 153V154H123ZM126 153V155H125ZM138 153V155H136ZM145 153V154H144ZM188 153H189V156H188ZM252 153V154H251ZM49 154V155H48ZM76 154H78V156H76ZM94 154V155H93ZM112 154V156H111ZM127 154L130 156L132 155L131 157L127 156ZM246 154H247V157H246ZM259 156H258V155ZM39 155V156H38ZM45 155V156H44ZM61 155V156H60ZM69 155V156H68ZM84 155V157H83ZM96 155V156H95ZM104 155V156H103ZM118 155L119 158H118ZM124 155V157H123ZM222 155V156H221ZM227 155V156H226ZM253 155V156H252ZM257 155V156H256ZM38 156V157H37ZM60 156V157H58ZM67 156V157H66ZM99 156V157H98ZM106 156V157H105ZM114 156V157H113ZM122 156V157H121ZM136 156V158H134ZM138 156V157H137ZM240 156V157H239ZM245 156V157H244ZM260 156L262 159H260ZM28 157V159H27ZM48 157V158H47ZM54 157V156H53ZM66 157V158H65ZM83 157V158H82ZM87 159H86V158ZM88 157L90 160H88ZM111 157V158H110ZM113 157V158H112ZM116 157V158H115ZM144 157V158H143ZM222 159H220V158ZM249 157V158H248ZM41 158V159H40ZM59 158V159H58ZM109 158V159H108ZM118 158V159H117ZM133 158V159H131ZM69 159V160H68ZM71 159V160H70ZM82 161H81V160ZM86 159V162H84ZM108 159V160H107ZM115 159V161H114ZM126 159V160H125ZM131 159V160H130ZM143 159L145 162H143ZM210 159V160H209ZM216 159V160H215ZM248 159V160H247ZM259 159H260V163H259ZM49 160V161H47ZM77 160H80V161H77ZM110 160V161H109ZM112 160V161H111ZM167 160V161H166ZM234 160V161H233ZM236 160V161H235ZM239 160V161H238ZM247 160V161H246ZM75 161V162H74ZM91 161V162H89ZM100 161V162H98ZM121 161V162H120ZM133 161V162H131ZM150 161V162H149ZM208 161V163H207ZM211 161V163H210ZM232 161V162H231ZM241 161V162H240ZM19 162V163H18ZM22 162H27V165H23ZM79 162V164H77ZM82 162V164H80ZM97 162L99 164H97ZM106 162L109 164L106 165ZM130 162V163H129ZM136 162V164L134 163ZM137 162H140V163H137ZM237 162V163H235ZM69 163V164H68ZM73 163V165H72ZM86 165H85V164ZM90 163V164H89ZM96 163V164H95ZM125 163H127L125 165ZM132 163V164H131ZM169 163V165H168ZM232 163V164H231ZM65 164L67 166H65ZM76 164L78 166H76ZM88 164V165H87ZM129 164V165H128ZM139 164V167L137 168V165ZM146 164V165H144ZM158 164V165H157ZM203 164V165H202ZM207 164V166H206ZM235 164V165H234ZM241 164V165H240ZM262 164V165H261ZM22 165V166H21ZM76 167H75V166ZM105 165V166H104ZM112 165V167H111ZM132 167H131V166ZM147 165H150V166H147ZM161 165V166H160ZM201 165V166H200ZM226 166V167H223V166ZM86 166V167H85ZM122 166V167H120ZM136 166V167H135ZM209 166V167H208ZM211 166V167H210ZM239 166V167H238ZM247 166V167H246ZM262 166V167H261ZM20 167V168H19ZM30 169L28 171H26V168ZM39 167V168H38ZM45 169H44V168ZM63 167H66L63 169ZM73 167V168H72ZM80 167V168H79ZM84 167L85 168V172L84 171ZM88 167V168H87ZM120 167V168H119ZM125 167V169H124ZM129 167V168H128ZM141 167V170H139ZM147 167V168H145ZM149 167V168H148ZM153 167V168H152ZM155 167V169H154ZM238 167V168H237ZM43 168V169H42ZM102 168V169H101ZM117 168V170H116ZM134 168V169H133ZM138 170H136V169ZM151 168V169H150ZM208 168V169H207ZM211 170H210V169ZM52 169V170H51ZM61 169V170H60ZM67 169V171H66ZM107 169V171H106ZM131 169V170H129ZM201 169V170H200ZM221 169V170H220ZM234 171V174H233V171ZM37 170V171H36ZM50 170V171H49ZM56 170V171H54ZM60 170V171H59ZM63 170V171H62ZM70 170V171H69ZM81 170V171H80ZM104 170V171H103ZM122 170H124L122 172ZM127 170V171H126ZM133 170V171H132ZM219 171V172H216V171ZM229 170V171H228ZM247 170V172H246ZM20 171H22L23 174L20 173ZM41 171V172H40ZM65 171V172H64ZM94 171H97V172H94ZM99 171V173H98ZM112 171V172H111ZM121 172V174H119V172ZM129 171V173H128ZM137 171V173H136ZM141 171V172H140ZM209 171V172H208ZM215 171V172H214ZM220 171H223L221 172V176L225 177L226 178V183H225V189L227 194H231V190H230V187L233 185H241L243 186L244 188L250 190L253 194L256 193V195H254V200L252 201V203L246 205L244 203L242 204H238L237 206L235 207H226V206H221L220 205V201H218V197L220 195V193L216 190H213L210 186V188L207 186V185H210L211 184V178H217L219 177L218 176V173H220ZM231 171V173H230ZM27 172V173H26ZM40 172V173H39ZM53 172V173H52ZM57 172V173H55ZM64 173V175L62 173ZM80 172V173H79ZM107 172V173H106ZM116 173L117 174H112V173ZM229 172V173H228ZM26 173V174H24ZM33 176V178L29 175ZM53 175H52V174ZM86 173V175H85ZM89 173L92 175H89ZM94 173V174H93ZM98 173V174H97ZM101 173V174H100ZM106 173V175H105ZM125 173V175L123 174ZM128 173V175H127ZM145 173V174H144ZM228 173V174H227ZM36 174V175H35ZM55 174V175H54ZM60 174V175H59ZM62 174V175H61ZM68 174V175H67ZM72 174V175H71ZM96 174V176H94ZM108 174V175H107ZM119 174V175H118ZM130 174V175H129ZM133 174V175H132ZM144 174V176H143ZM250 174V176H249ZM35 175V176H34ZM41 175V176H40ZM57 175V176H56ZM68 177H67V176ZM71 175V177L69 176ZM77 175V176H76ZM79 175V176H78ZM83 175V177H82ZM105 175V176H104ZM114 175H115V178L116 180H113L114 178ZM127 175V176H126ZM136 175H138L136 177ZM150 175V176H149ZM245 175V176H244ZM28 176V177H27ZM40 176V177H39ZM43 176V177H42ZM59 176V177H58ZM64 176V177H63ZM76 176V177H75ZM102 176V177H101ZM107 176V177H106ZM125 176V177H124ZM131 176H133L131 178ZM135 176V177H134ZM232 176V177H230ZM235 176V177H234ZM238 176V177H237ZM50 179H49V178ZM57 177V178H56ZM62 179H61V178ZM93 177V178H92ZM98 177V178H97ZM110 177V178H109ZM240 177V178H239ZM245 177V178H243ZM32 178V180H31ZM44 178V179H42ZM47 178V179H46ZM69 178V179H68ZM76 178V179H75ZM89 178V179H88ZM103 178V180H102ZM126 178V179H124ZM230 178V179H229ZM249 178V179H248ZM12 179V180H11ZM24 180L23 182L21 181ZM68 179V180H67ZM73 179V180H72ZM98 181H97V180ZM101 179V181H100ZM106 179V181H105ZM124 179V180H123ZM233 179V180H232ZM258 179V180H257ZM19 180V182H18ZM36 180V181H34ZM50 180V181H49ZM75 180V181H74ZM78 182H77V181ZM85 181H88V183L84 182ZM94 180V181H93ZM110 180V181H109ZM163 181V183H166L167 181L169 182L168 185L170 187H175L177 185H179L180 183L182 182H185L188 189L192 190V189H201L202 187H208V191L212 193V196H213V200L214 201V204L211 206V207H208L207 205H198V204H195L194 202H191L189 198H187L186 196H183L184 194L182 192H179V195L177 196H174L172 195L171 193L169 192H164L162 191L163 189V184L160 185L159 182L160 181ZM231 180V181H230ZM244 180V182H243ZM17 181V182H16ZM26 181V182H25ZM34 181V182H33ZM42 181V182H40ZM83 181V182H82ZM104 181V182H103ZM251 181V182H250ZM259 181V182H258ZM263 181V182H262ZM44 182V183H43ZM68 182V183H67ZM228 182V183H227ZM248 182V183H247ZM33 183V184H32ZM42 183V185L40 184ZM81 183V185H80ZM84 183V184H83ZM92 183V185H90ZM259 183V184H258ZM30 184V185H29ZM79 184V185H78ZM229 184V185H228ZM74 185V186H73ZM90 185V186H89ZM158 185V186H157ZM212 185V184H211ZM256 185V186H255ZM255 186V187H253ZM258 186V187H257ZM47 187V188H46ZM99 187V188H98ZM250 187V188H249ZM94 188V189H93ZM96 188V189H95ZM110 189V190H109ZM106 190V191H105ZM116 191L117 194H115L114 192ZM136 193V195H135ZM130 194V195H129ZM140 195V197L138 196ZM145 195V196H144ZM150 196V197H149ZM173 198V199H172ZM187 198V199H186ZM217 199V200H216ZM149 200V201H148ZM148 201V202H147ZM167 201V202H166ZM144 202V204H143ZM146 202V203H145ZM164 202H166V204H164ZM168 203V204H167ZM142 204V205H141ZM164 204V205H163ZM173 204V205H172ZM182 204V205H180ZM172 205V206H171ZM187 205V206H186ZM189 205V206H188ZM192 205V207H191ZM250 205V206H249ZM198 207V209H197ZM203 207V208H202ZM205 207V208H204ZM251 207V208H250ZM201 208V209H200ZM218 208V209H217ZM249 208V209H248ZM239 209V210H237ZM196 210V211H194ZM200 210V211H199ZM243 210H245V213L243 212ZM241 211V212H240ZM231 212V213H230ZM239 212V213H238ZM204 214V215H203ZM249 214V215H248ZM253 214V215H252ZM255 215V216H254ZM229 217V218H228ZM195 220H190V224H193L194 226L196 225V223L194 222ZM255 225V226H254ZM262 227V229L260 228ZM165 230V229H164ZM163 230V231H164ZM162 231V230H160ZM230 232V233H229ZM257 233V234H256ZM221 236H219V235ZM256 236H255V235ZM230 236V237H229ZM242 236V237H241ZM246 236V237H245ZM261 236V237H260ZM236 237V238H235ZM260 237V238H259ZM247 238V239H245ZM257 238V240H255ZM259 238V239H258ZM103 240V239H102ZM158 240L159 238L158 237H154L152 239H150L151 241V244L152 245H149L145 242H143V240H140L141 242H138L136 243L133 247H129V250L126 251V255L127 257H134L136 255V253L138 252L139 249H144L146 250V252L148 254H151V248L152 246L155 248V249H158ZM212 240V241H211ZM227 240V241H226ZM243 242V243H242ZM239 243V244H238ZM251 244V245H250ZM260 244V246H259ZM253 245V246H252ZM243 246L245 247L244 250H243ZM251 246V247H250ZM262 246V247H261ZM0 247H1V244H0ZM102 247H106L105 245V242L103 240V243H102ZM237 248V249H236ZM250 248V249H249ZM2 250V247L0 248ZM249 249V250H248ZM255 249V250H254ZM0 250V251H1ZM247 250V251H246ZM242 251V252H241ZM263 251V252H262ZM103 252H105V250H103ZM203 252H207V253H203ZM209 252V254H208ZM246 252V254H245ZM258 252V253H257ZM250 253V254H249ZM237 254V255H236ZM252 254V255H251ZM123 254L121 252H117V254H103V259L101 261V264H129V259L128 258H125L124 256L121 257ZM263 257H262V256ZM116 257V258H115ZM0 264H4L3 262V258L1 256V252H0ZM107 258V260H105ZM249 258V259H248ZM207 260V261H206ZM121 261V262H120ZM192 262V263H191Z\"/></svg>", "mask_w": 264, "mask_h": 264}, {"label": "bare ground", "instance_id": "obj_2", "mask_svg": "<svg viewBox=\"0 0 264 264\" xmlns=\"http://www.w3.org/2000/svg\"><path fill=\"white\" fill-rule=\"evenodd\" d=\"M3 1H5V0H3ZM8 1V0H7ZM19 2H20V0H18ZM32 1V0H31ZM42 1V0H41ZM45 1H48V0H45ZM45 1H43V2H45ZM50 1V0H49ZM53 1H56V0H53ZM63 1V0H62ZM79 1H81L82 3H86V9H85V14L88 16V17H90V16H92V14H93V12L95 11V12H97L98 13V11H96L97 9H98V1L96 2V1H93V0H78V2ZM110 1V0H109ZM130 1V0H129ZM132 1V0H131ZM130 1V2H131ZM160 1V0H159ZM158 1V2H159ZM176 1V0H175ZM193 1V0H192ZM204 1H206V0H204ZM210 1V0H209ZM208 1V2H209ZM235 1H238V0H235ZM251 1V0H250ZM260 1H263V0H260ZM259 1V2H260ZM6 2V1H5ZM12 2V1H11ZM27 2V1H26ZM81 2H79L80 4H81ZM102 2V1H101ZM106 2H108V1H106ZM105 2V3H106ZM111 2V1H110ZM109 2V3H110ZM113 2H114V0H113ZM117 2V1H116ZM122 2H125V0L124 1H122ZM134 2V1H133ZM137 2H138V0H137ZM139 2H141V0L139 1ZM143 2H144V0H143ZM147 2H148V0H147ZM157 2V3H158ZM162 2V1H161ZM160 2V3H161ZM183 2V1H182ZM200 2V1H199ZM216 2H218V1H216ZM241 2V1H240ZM244 2V1H243ZM252 2V1H251ZM264 2V1H263ZM21 3V2H20ZM32 3H33V1H32ZM79 3H77V4H79ZM119 4H117V5H120V1L118 2ZM126 3H128V2H126ZM136 3V2H135ZM150 3V2H149ZM164 3H167V2H164ZM168 3H170V1L168 2ZM181 3V2H180ZM190 3V2H189ZM211 4V6H212V3H214L213 1L212 2H210ZM231 3H233V2H231ZM242 3V2H241ZM247 3V2H246ZM250 3V2H249ZM253 3V2H252ZM251 3V4H252ZM255 3V2H254ZM253 3V4H254ZM262 3V2H261ZM6 4V3H5ZM12 4V3H11ZM15 4V3H14ZM13 4V6H11L12 7V9H10L11 11L10 12H8L9 13V15H8V24H10V26H11V31H12V34H19V32L21 31V32H23V35H29V34H33V32L32 31H30V27L32 26L33 27V22H35L34 20H33V22H32V24L33 25H31L30 26V23H28L29 22V19H30V17L32 16V15H34V13H35V11H33L32 10V8H30L33 12H32V15L29 13V15L27 14V12H26V14L28 15H26V19H27V21L28 22H26V24L28 23L29 24V27L27 26V25H25V17H24V19H22L23 20V22H24V26L22 25V20H21V13H22V11H23V8H22V10H21V6L20 5H18V4H16V5H14ZM28 4V3H27ZM35 4V3H34ZM43 4V3H42ZM64 4V3H63ZM66 4V3H65ZM75 4V3H74ZM76 4V5H77ZM87 4H92L91 6L90 5H87ZM114 4V3H113ZM128 4H130V3H128ZM133 3H131V5H132ZM142 3H140V5H141ZM146 4V3H145ZM184 4V3H183ZM193 4V3H192ZM202 4V3H201ZM206 4V3H205ZM235 4H237V2L235 3ZM239 4V3H238ZM10 5V4H9ZM41 5V4H40ZM61 5V4H60ZM84 5V4H83ZM108 5V4H107ZM134 5V4H133ZM139 5V4H138ZM137 5V9H138V7H142V6H138ZM143 5V4H142ZM148 4H146V6H147ZM150 5V4H149ZM154 4L152 3V6H153ZM157 5V4H156ZM159 5V4H158ZM171 5V4H170ZM209 5V4H208ZM221 5V4H220ZM224 5V4H223ZM233 5V4H232ZM246 5V4H245ZM258 5H260V4H258ZM6 6V5H5ZM28 6V5H27ZM30 6V5H29ZM28 6V7H29ZM65 6V5H64ZM68 6V5H67ZM78 6H80V5H78ZM90 6V7H89ZM100 6H102V5H100ZM162 6V5H161ZM164 6H166V5H163V7ZM184 6V5H183ZM190 6H192V5H190ZM190 6H189V8H190ZM201 6V5H200ZM207 6V5H206ZM218 6V5H217ZM228 6H229V4H228ZM231 6V5H230ZM239 6V5H238ZM253 6V5H252ZM251 6V7H252ZM261 6V5H260ZM1 7V6H0ZM32 7H34V6H32ZM41 7V6H40ZM81 7H82V5H81ZM97 7V8H96ZM106 7V6H105ZM111 6L109 5V8H108V10H110L111 8H110ZM112 7H114L115 8V6H112ZM121 7V6H120ZM123 7V6H122ZM121 7V8H122ZM129 7V6H128ZM148 7V6H147ZM150 7H151V5H150ZM162 7V8H163ZM188 7V6H187ZM214 7V6H213ZM248 7V6H247ZM2 8V7H1ZM0 8V9H1ZM57 8V7H56ZM55 8V9H56ZM71 8V7H70ZM104 7H102V9H103ZM113 8V9H114ZM117 8V7H116ZM115 8V9H116ZM119 8V7H118ZM117 8V9H118ZM125 8H126V5H125ZM143 9H145L144 8V5H143V7H142ZM157 8H158V6H157ZM167 8H169V7H167ZM194 8V7H193ZM201 8L202 7H199V9H200V11H201ZM209 8V7H208ZM215 8V7H214ZM231 8H233L232 6H231ZM235 8V7H234ZM254 8V7H253ZM258 8H260V7H258ZM263 8V7H262ZM262 8H261V10H262ZM8 9V10H9ZM25 9H26V7H25ZM37 9V8H36ZM49 9V8H48ZM53 9V8H52ZM62 9H63V7H62ZM68 9V8H67ZM77 9V8H76ZM76 9H75V12H77L76 11ZM99 9H100V7H99ZM106 8H104V10H105ZM112 9V10H113ZM114 9V10H115ZM120 9V8H119ZM124 9V8H123ZM131 9V8H130ZM135 8L133 7V9H131V11H133ZM142 9V10H143ZM159 9H161V8H159ZM173 9V8H172ZM191 9V8H190ZM220 9V8H219ZM243 9V8H242ZM242 9H241V12H244V11H242ZM39 10V9H38ZM80 10V9H79ZM82 10H84V9H82ZM81 10V11H82ZM103 10V11H104ZM107 10V11H108ZM125 10H127V9H125ZM128 10H129V8H128ZM141 10V9H140ZM148 9H146V10H143V11H147ZM153 10V9H152ZM156 10V9H155ZM169 10H171V9H169ZM196 10V9H195ZM198 10V9H197ZM221 10H223V8L221 9ZM220 10V11H221ZM244 10V9H243ZM257 10V9H256ZM255 10V11H256ZM28 11H29V8H28ZM42 11H44V9L42 10ZM73 11V10H72ZM106 11V10H105ZM106 11V12H107ZM116 11V10H115ZM135 11V10H134ZM137 11V10H136ZM161 11V10H160ZM164 11V10H163ZM176 11V10H175ZM194 11V10H193ZM192 11V14H196V16H197V13L195 12H193ZM199 11V12H200ZM218 11V10H217ZM232 11V10H231ZM236 11H237V9H236ZM246 11H247V9H246ZM0 12H1V10H0ZM31 12V11H30ZM49 12V11H48ZM58 12V11H57ZM99 12H101V10L99 11ZM111 12V11H110ZM118 12H119V10H118ZM142 12V11H141ZM153 12V11H152ZM159 11H157V13H158ZM166 12H168V11H166ZM166 12H164V13H166ZM173 12V11H172ZM178 12V11H177ZM233 12V11H232ZM50 14H51V12H49ZM53 13V12H52ZM68 13V12H67ZM72 13V12H71ZM78 13H79V11H78ZM81 13H84V12H81ZM105 12H103V14H104ZM111 13H113V12H111ZM127 13V12H126ZM137 13V12H136ZM155 13V12H154ZM179 13V12H178ZM203 13V12H202ZM215 13V12H214ZM229 13V12H228ZM95 14V13H94ZM102 14V15H103ZM116 14V13H115ZM119 14V13H118ZM123 14V13H122ZM140 14V11H139V13H138V15ZM142 14V13H141ZM149 14H150V11H149ZM159 15H161L160 13H158ZM162 14H163V12H162ZM172 14V13H171ZM185 14V13H184ZM224 14V13H223ZM236 14H237V12H236ZM241 14V13H240ZM264 14V13H263ZM4 15H5V13H4ZM46 15H48V14H46ZM82 15V14H81ZM84 15V14H83ZM99 15H100V13H99ZM117 15V14H116ZM125 15V14H124ZM128 15V14H127ZM131 15H132V13L130 14V17H131ZM143 15H145V13L143 12ZM164 15V14H163ZM176 15H178L177 13H176ZM186 15H187V13H186ZM219 15V14H218ZM230 15V14H229ZM239 15V14H238ZM245 15V14H244ZM262 15V14H261ZM44 16V15H43ZM60 16V15H59ZM66 17H67V15H65ZM105 16V15H104ZM106 16H110V15H106ZM114 16V15H113ZM113 16H111V19L113 18ZM119 16L120 15H117V20H118V18H119ZM123 16V15H122ZM133 16V15H132ZM147 16H148V14H147ZM156 16V15H155ZM166 16L168 17L169 16V13L168 14H166ZM171 16V15H170ZM231 16H232V14H231ZM250 16V15H249ZM254 16L255 17H257V15H255L254 14ZM33 18H35L34 16H32ZM31 17V18H32ZM39 17V16H38ZM42 17V16H41ZM64 17V16H63ZM82 17V16H81ZM127 17V16H126ZM126 17H122V18H125L126 19ZM130 17H128V18H130ZM137 17V16H136ZM136 17H135V19H136ZM141 16L139 15V18H140ZM145 17H146V15H145ZM154 16H152V18H153ZM179 16H177V18H178ZM193 18L194 16H190V18ZM202 17H203V15H202ZM227 17H228V15H227ZM239 17H240V15H239ZM248 17V16H247ZM0 18H2V17H0ZM5 18V17H4ZM3 18V19H4ZM45 18V17H44ZM68 18V17H67ZM95 18H96V15H95ZM102 18V17H101ZM115 18H116V16H115ZM132 18V17H131ZM148 18V17H147ZM151 17H149L148 19H146V20H149ZM151 18V19H152ZM158 18V17H157ZM160 18H162V15H161V17ZM181 18H182V15H181ZM186 19L188 18L189 20L188 21H190L191 19L189 18V17H185ZM195 18V17H194ZM198 18V17H197ZM203 18H205V17H203ZM246 18V17H245ZM264 18V17H263ZM3 19H2V21H3ZM60 19H62V18H60ZM59 19V22L60 21H62V20H60ZM71 19V18H70ZM83 19H85V17L83 18ZM88 19V18H87ZM93 19V18H92ZM99 19V18H98ZM97 18H96V20H98ZM143 19V18H142ZM145 19V18H144ZM144 19H143V21H144ZM164 19H166V18H164ZM164 19H162V20H164ZM168 19H170V17L168 18ZM179 19H180V17H179ZM207 19H208V17H207ZM219 19V18H218ZM231 19H232V17H231ZM241 19H242V17H241ZM244 19V18H243ZM6 20V19H5ZM4 20V21H5ZM39 21H40V17H39V19H38ZM42 20V19H41ZM48 20V19H47ZM55 20H58V19H55ZM77 20V19H76ZM76 20H74V22L76 21ZM95 20V19H94ZM94 20H93V22H94ZM107 20H110L109 19V17L107 18ZM126 20H128V19H126ZM154 20H157V19H155L154 18ZM161 20V21H162ZM167 20V19H166ZM166 20H164V23H166ZM172 20V19H171ZM199 20V19H198ZM198 20L196 21V20H194L193 19V21H196V22H198ZM229 20V19H228ZM1 21V22H2ZM38 21V22H39ZM73 21V20H72ZM82 21H84V20H82ZM99 21V20H98ZM111 21V20H110ZM112 21H113V19H112ZM137 21L139 22V19L137 18ZM170 21V20H169ZM168 21V22H169ZM182 21H184L183 19H182ZM181 21V23H180V21H179V23L181 24V26H184ZM211 21H212V19H211ZM223 21V20H222ZM224 21H225V19H224ZM251 21V20H250ZM21 22V23H20ZM49 22H50V19H49ZM58 22V21H57ZM89 22V21H88ZM96 22V21H95ZM125 22V21H124ZM151 22H152V20H151ZM168 22H167V24H168ZM173 22V21H172ZM171 22V23H172ZM175 22V21H174ZM185 22H187V21H185ZM191 22V21H190ZM220 22V21H219ZM218 22V20H217V23H219ZM263 22H264V20H263ZM98 23V22H97ZM100 23H102V21L100 22ZM100 23H98L99 25H100ZM110 23V22H109ZM118 23L119 22H117V25H118ZM126 23H128V21L126 22ZM130 23V22H129ZM129 23H128V25H129ZM133 23H137V22H133ZM178 23V24H179ZM194 23V22H193ZM212 23V22H211ZM226 23V22H225ZM245 23V22H244ZM253 23H254V21H253ZM4 24V23H3ZM61 24V23H60ZM64 23H63V21H62V24H61V28L63 27L62 25H63ZM71 24H75V23H71ZM77 24V23H76ZM75 24V25H76ZM96 24V23H95ZM123 24V23H122ZM131 24V23H130ZM138 24V26H139V23H137ZM147 24H148V21H147ZM153 24V23H152ZM178 24H177V26H178ZM195 24V23H194ZM197 24V23H196ZM202 24V23H201ZM200 24V25H201ZM2 25V24H1ZM5 25V24H4ZM54 25V24H53ZM65 25V24H64ZM78 25V24H77ZM103 25H106V23L105 24H103ZM146 25V24H145ZM174 25V24H173ZM191 25H192V22H191ZM221 25H222V23H221ZM229 25V24H228ZM249 25V24H248ZM7 26V24L5 25V27ZM38 26H40V25H38ZM37 26V27H38ZM44 26V24H42V26L41 27H43ZM70 26V25H69ZM79 26V25H78ZM97 26V25H96ZM107 26H108V24H107ZM110 26H112V25H110ZM115 27H116V25H114ZM125 26H127V24L125 25ZM133 27L135 26V25H132ZM138 26L136 27V28H138ZM142 26V24L139 26V28ZM151 26H153V25H151ZM189 26V25H188ZM194 26V25H193ZM195 26H197V25H195ZM194 26V27H195ZM204 25H202V27H203ZM220 28H223L224 26H220V25H218ZM258 26V25H257ZM260 26V25H259ZM264 26V25H263ZM35 27V26H34ZM46 28L48 27V26H45ZM57 27H58V23H57ZM57 27H56V30H57ZM73 27H75V26H73ZM91 27V26H90ZM109 27V26H108ZM129 27V26H128ZM147 27H149V26H147ZM166 27H168V25L166 26ZM170 27V26H169ZM198 27V26H197ZM196 27V28H197ZM209 27V26H208ZM208 27H206L208 30H209V28ZM232 27V26H231ZM245 27V26H244ZM1 28V27H0ZM3 28H4V26H3ZM53 27H51L50 29H52ZM65 28H66V26H65ZM76 28V27H75ZM84 28H85V26H84ZM88 28V27H87ZM96 28V27H95ZM99 28V27H98ZM117 28V27H116ZM119 28V27H118ZM144 28V27H143ZM153 28V27H152ZM180 28V27H179ZM182 28V27H181ZM215 28V27H214ZM226 28V27H225ZM228 28V27H227ZM246 28V27H245ZM5 29H8L9 30V28H5ZM37 28H35V30H36ZM39 29V28H38ZM43 29H45V28H43ZM48 29V28H47ZM59 30H60V28H58ZM72 29V28H71ZM71 29H69V27H68V30L67 29H65V30H67V32L69 31H71ZM80 29H81V26H80ZM91 29H92V27H91ZM123 28H122V26H121V30H122ZM129 29H130V27H129ZM131 29L133 30V28L131 27ZM141 29V28H140ZM140 29H139V31H140ZM150 28H148V30H149ZM170 29V28H169ZM183 29V28H182ZM210 29H211V27H210ZM230 29V28H229ZM232 29L233 28H231V31H232ZM2 31H3V29H1ZM31 30H32V28H31ZM40 30V29H39ZM42 30V29H41ZM46 30V29H45ZM64 30V31H65ZM77 30V29H76ZM75 30V31H76ZM83 30V29H82ZM86 30V29H85ZM106 30H109V29H106ZM119 30H120V28H119ZM119 30H117V31H119ZM124 30L126 31V28H124ZM145 30V29H144ZM144 30H142L141 29V32H143ZM168 29H166V31H167ZM227 30V29H226ZM248 30V29H247ZM249 30H251V29H249ZM34 31V30H33ZM46 31H48V30H46ZM50 32H51V30H49ZM63 30H61L60 31V35H62L61 34V32L63 33L64 32ZM74 31V30H73ZM80 31V30H79ZM78 31V32H79ZM96 31H97V28H96ZM98 31H100V28L98 29ZM115 31V30H114ZM136 31V30H135ZM155 31H157V30H155ZM182 31V34L184 33L183 32V30H181ZM180 31V32H181ZM203 31V30H202ZM211 31V33H212V30H210ZM209 31V32H210ZM223 31V30H222ZM222 31H221V33H222ZM235 31H236V29L235 30H233L232 32H234V34H235ZM253 31V30H252ZM262 31V30H261ZM4 32H6V30L4 31ZM20 32V33H21ZM67 32H66V34H67ZM78 32H77V34H78ZM85 32V31H84ZM106 32V31H105ZM111 32H113V29H112V31ZM124 32V31H123ZM130 31H126L125 32V34L127 33H129ZM198 32H199V29H198ZM255 32H256V30L254 31V34H255ZM41 33H43V32H41ZM47 33V32H46ZM49 33V32H48ZM51 33H53V32H51ZM55 33H56V31H55ZM80 34H83V33H81V31L79 32ZM86 33V32H85ZM99 33V32H98ZM97 33V34H98ZM205 33H206V31H205ZM204 33V34H205ZM248 33H250L249 31H248ZM7 33H5V35H6ZM36 34V33H35ZM40 34V33H39ZM38 34V35H39ZM66 34H63L64 36L66 35ZM110 33H108V35H109ZM122 34V33H121ZM120 33H119V35H121ZM124 34V33H123ZM146 34V33H145ZM172 34V33H171ZM186 34V33H185ZM185 34L183 35L184 37H185ZM189 34H190V36L192 35L191 34V32H189ZM195 34V33H194ZM213 34V33H212ZM225 34V33H224ZM240 34V33H239ZM244 34V33H243ZM243 34H240V35H243ZM246 34V33H245ZM252 35H254L253 33H251ZM259 34L261 35V37H262V35H263V33H260L259 32ZM259 34H257L258 35V38H260L259 37ZM9 34H7V36H8ZM37 35V34H36ZM48 35V34H47ZM53 35V34H52ZM58 35H59V33H58ZM63 35L61 36V38H60V36L58 37L57 35V37H58V39L57 40H55V41H53L55 38H53L52 39V41H48L49 40V38L47 39L46 38V40H44L45 42L43 43V44H41V42H40V40L38 39V41H39V43L38 42H36V41H34V35H33V40H28V42L27 43H23L21 40H22V38H19L20 40V42L19 41H17L16 40V38L15 39H13L12 38V40L10 39L8 42L10 43V46H9V48L7 49V51L5 52V54L3 55L4 57H3V60H2V55H1V57H0V59H1V62H0V71H2V73L4 72V74L5 73H9V71L11 70V68H13V66L14 65H19V64H17V63H20L21 64V68L19 69V74H17L18 72L17 71H15V72H17L16 74H17V77L15 78V76H14V79H16L15 81H14V83L16 84V83H19V85H13V84H11V83H9V82H7L8 83V85L10 86L11 85V87H10V91L9 90H5V91H9V93L7 92V93H5V91L3 92V90H2V92L0 91V93H3V94H8L11 98L10 99H12L13 98V100L16 102V103H10L11 105H15L16 104V106H17V110L19 109V110H24L26 113H27V109L30 107L29 105H30V102H31V99H33V98H35V97H33V95L35 94V93H48L50 90H54L55 91V89H56V91H57V89H59L61 86V84H64V83H60V78H63V74H64V72L63 71H65L67 68H69V67H71V65H72V62L74 61V60H76V59H78V58H81L82 57V49H80V47L76 44V40L74 41V42H71V39H69L68 38V36L70 35L71 36V34H67L68 36H65V37H63ZM73 35H76L75 33H73ZM92 35H93V32H92ZM100 36H101V33L99 34ZM107 35V34H106ZM116 35V34H115ZM114 35V37H117V35L115 36ZM179 35V34H178ZM216 35V34H215ZM238 35V34H237ZM236 35V36H237ZM248 35H250V34H248ZM21 36H22V34H21ZM20 36V37H21ZM41 36H42V34H41ZM49 36V35H48ZM78 36V35H77ZM82 37H84L83 35H81ZM111 36V35H110ZM123 36V38H124V35H122ZM128 36V35H127ZM132 36V33H131V35H130V37ZM134 36H136L135 35V32H134ZM146 36H149V35H146ZM145 36V37H146ZM157 36H159L160 37V35H157ZM156 36V37H157ZM209 36V35H208ZM211 36V35H210ZM227 36V35H226ZM244 36V35H243ZM247 36V35H246ZM18 37V36H17ZM39 36H37V38H38ZM42 37H44V36H42ZM42 37H40V38H42ZM54 37V36H53ZM86 37H89V36H86ZM96 37V36H95ZM106 38H107V36H105ZM112 37V36H111ZM110 37V38H111ZM129 36H128V38H130ZM137 37H139V35H137ZM153 37V36H152ZM186 37H188V36H186ZM198 37V36H197ZM217 37H219L218 35H217ZM222 37V36H221ZM228 37V36H227ZM231 37V36H230ZM1 38H2V36H1ZM26 38V37H25ZM37 38H35V40H37ZM71 38L73 39V37L71 36ZM76 38V37H75ZM74 38V39H75ZM80 38V37H79ZM122 38V37H121ZM147 38V37H146ZM151 38V37H150ZM154 38V37H153ZM225 38V37H224ZM232 38V37H231ZM251 38H252V36H251ZM258 38H255V39H258ZM51 39V38H50ZM97 39V38H96ZM108 39V38H107ZM111 39H113V38H111ZM126 39V38H125ZM125 39H124V41H125ZM135 39V37L134 38H132V39H130V41L131 40H134ZM155 39V38H154ZM161 39V38H160ZM182 39V38H181ZM186 39V38H185ZM226 39V38H225ZM234 39V38H233ZM239 39V38H238ZM254 39V40H255ZM78 40H80V39H78ZM78 40H77V43H78ZM99 40V39H98ZM110 40V39H109ZM116 40H118V39H116ZM116 40H115V42H116ZM123 39H121V41H122ZM128 39H126V41H127ZM137 40V39H136ZM146 40H148V39H146ZM192 40H193V38H192ZM197 40V39H196ZM237 40V39H236ZM24 41V40H23ZM73 41V40H72ZM81 41H83V42H85V37H84V40H80V43H82ZM112 41V40H111ZM124 41H122L123 43H124ZM125 41V43H128V42H130L129 40H128V42H126ZM150 41V40H149ZM153 41H155V40H153ZM182 41V40H181ZM183 41H185L184 40V38H183ZM222 41V40H221ZM240 41V40H239ZM246 41V43H247V40H245ZM7 42V43H8ZM43 42V41H42ZM95 42V41H94ZM100 42H101V39H100ZM117 42H119V40L117 41ZM117 42L115 43L116 45H117ZM131 42H133V41H131ZM142 42V41H141ZM146 42V41H145ZM152 42V41H151ZM186 42V41H185ZM217 42H218V40H217ZM251 42V41H250ZM250 42L248 41V43L250 44ZM253 42V41H252ZM4 43V42H3ZM97 43V42H96ZM107 43V42H106ZM120 43V42H119ZM124 43V44H125ZM139 43H140V41H139ZM147 43V42H146ZM198 43V42H197ZM211 43H213V42H211ZM230 43H231V41H230ZM232 43H234V42H232ZM241 43V42H240ZM256 43H257V41H256ZM85 44H86V42H85ZM89 43H87V45H88ZM101 44V43H100ZM100 44H99V46H100ZM111 45H113V43H110ZM114 44V45H115ZM123 44V45H124ZM130 44V43H129ZM143 44H144V46L146 45L145 43H143L142 42V45L141 46H143ZM154 44H156V43H153V45ZM186 44V43H185ZM190 44V43H189ZM189 44H187L188 46H189ZM223 44H224V42H223ZM225 44H227V42L225 41ZM235 44V43H234ZM260 44L262 45V42H260ZM81 45V44H80ZM83 45V44H82ZM116 45H115V48H116ZM121 45V44H120ZM122 45V46H123ZM153 45L151 44V46L153 47ZM181 45H183V44H181ZM194 45H195V43H194ZM206 45H208L207 44V42H206ZM205 45V46H206ZM254 45V44H253ZM256 45V44H255ZM255 45H254V47H255ZM4 46V45H3ZM84 47H85V45H83ZM93 45H91L90 47H92ZM119 46V45H118ZM128 46V45H127ZM143 46V47H144ZM150 46V45H149ZM174 46H176V45H174ZM185 46V45H184ZM192 46V45H191ZM199 47H201L200 45H198ZM223 46V45H222ZM226 46V45H225ZM241 46V45H240ZM246 46V45H245ZM257 46V45H256ZM260 46V45H259ZM89 46H87V48H88ZM95 46H93V48H94ZM106 46H104V48H105ZM121 47V46H120ZM146 47V46H145ZM190 47V46H189ZM229 47H230V45H229ZM228 47V48H229ZM251 48H252V46H250ZM262 49H264V46L262 45ZM133 48V47H132ZM172 48V47H171ZM195 47L193 46V49H194ZM201 48H203V51H202V53L204 52V50L207 48H205L204 49V47H201ZM212 48V47H211ZM214 48L216 49V47L214 46ZM214 48H212V50L214 49ZM221 48V47H220ZM234 48H235V46H234ZM255 48H257V47H255ZM255 48H253L254 49V51H255ZM109 49H110V47H109ZM122 49H123V47H122ZM146 49V48H145ZM152 49V48H151ZM164 49H166V48H164ZM183 49H184V47H183ZM196 49V48H195ZM209 49H210V47H209ZM232 49V48H231ZM243 49H245L244 48V45H243ZM247 49V48H246ZM261 49V50H262ZM97 50V49H96ZM124 50V49H123ZM172 50V49H171ZM197 50V49H196ZM225 50V49H224ZM248 50V49H247ZM99 51L101 52V50H100V47H99ZM105 51V50H104ZM107 51V50H106ZM154 51H156V50H154ZM164 51H168L167 49L166 50H164ZM163 51V52H164ZM169 51H170V48H169ZM173 51V50H172ZM182 51V50H181ZM188 51V50H187ZM190 51V50H189ZM200 51V50H199ZM215 51V50H214ZM217 51H218V49H217ZM216 51V52H217ZM249 51H250V49H249ZM252 51V50H251ZM89 52H90V50H89ZM114 52V51H113ZM136 52H137V50H136ZM171 52V51H170ZM185 52V56H188V55H186L187 53H186V51H184ZM207 52H209L208 50H207ZM213 51H211V53H212ZM219 52H220V50H219ZM234 52V51H233ZM246 52V51H245ZM257 52V51H256ZM20 53H22L23 55H24V57L23 56H21L20 55ZM115 53V52H114ZM114 53H112V54H114ZM121 54V52H118V54ZM122 53H123V51H122ZM125 53V52H124ZM139 53H141V51L139 52ZM149 53H151V52H149ZM172 54L174 53V51L173 52H171ZM177 53V52H176ZM189 53V52H188ZM190 53H191V51H190ZM194 53V52H193ZM226 53V52H225ZM228 53H229V49H228ZM247 53V52H246ZM254 53V52H253ZM257 53H260V51L259 52H257ZM90 54H92V53H90ZM96 54V53H95ZM94 54V55H95ZM107 54V53H106ZM105 54V55H106ZM110 54H111V52H110ZM128 54H129V52H128ZM132 54V53H131ZM155 54H156V52H155ZM154 54V55H155ZM157 54H158V52H157ZM156 54V55H157ZM195 54H196V57L197 56H199V55H197V51L195 52ZM210 54V53H209ZM208 54V55H209ZM261 54V53H260ZM100 55H102V54H100ZM104 55V54H103ZM126 55V54H125ZM130 55V54H129ZM134 55V54H133ZM145 55V54H144ZM143 55V56H144ZM167 55V54H166ZM171 55V54H170ZM169 55V56H170ZM202 55V54H201ZM205 55V54H204ZM212 55H213V53H212ZM216 55V54H215ZM248 55H249V53H248ZM23 57L24 59H21L20 61H19V57ZM107 56H108V54H107ZM110 56V55H109ZM108 56V57H109ZM118 56V55H117ZM120 56V55H119ZM121 56H122V54H121ZM140 56V55H139ZM151 56H153V55H151ZM151 56H149L150 58H151ZM175 56V55H174ZM182 56H184V55H182ZM243 56V55H242ZM253 56V55H252ZM89 57H91L90 55H89ZM102 57H104V56H102ZM113 57H115V55L113 56ZM133 57V56H132ZM137 58H138V56H136ZM135 57V58H136ZM154 57V60H155V62L157 61L156 59H158L159 60V54L156 56V58H155V56H153ZM171 57V56H170ZM178 57H180L179 55H177V58ZM189 57V56H188ZM188 57H186V58H188ZM209 57H211V55H209ZM229 57V56H228ZM227 57V58H228ZM127 58V57H126ZM130 58H131V55H130ZM134 57H133V60L135 59ZM136 58V59H137ZM172 58L173 57H171V58H169L170 60H172ZM185 58V59H186ZM222 58V57H221ZM227 58H225L224 60H226ZM257 58H259V57H257ZM256 58V59H257ZM261 58V57H260ZM259 58V59H260ZM88 59V58H87ZM86 59V60H87ZM97 59H99V57H97ZM102 59V58H101ZM104 59V58H103ZM102 59V60H103ZM107 59V58H106ZM109 59V58H108ZM107 59V60H108ZM116 59V58H115ZM114 59V60H115ZM118 59V58H117ZM116 59V60H117ZM119 59H120V57H119ZM118 59V60H119ZM122 59V58H121ZM212 58H210V60H211ZM215 59V58H214ZM213 59V60H214ZM216 59H217V57H216ZM215 59V60H216ZM223 59V58H222ZM222 59H220V64L222 63ZM252 59H253V57H252ZM262 59H263V56H262ZM90 60V59H89ZM110 60V59H109ZM113 60V61H114ZM125 60H127L128 61V63H131V61H129L130 59H125ZM123 61V65H125L126 63H127V61ZM164 60H166V59H164ZM178 60V59H177ZM181 60V59H180ZM189 60H190V58H189ZM193 60H194V57H193ZM212 60V61H213ZM214 60V61H215ZM228 60V59H227ZM227 60H226V62H227ZM230 60V59H229ZM240 60V59H239ZM247 60V59H246ZM251 60V59H250ZM90 61H92V58H91V60ZM113 61H111L110 63H113ZM140 61V60H139ZM151 61V60H150ZM162 61V60H161ZM195 61V60H194ZM217 61H219L218 59H217ZM242 61H243V58H242ZM264 61V60H263ZM89 61H87V63H88ZM103 62V61H102ZM120 62H121V60H120ZM126 62V63H125ZM182 62H183V60H182ZM196 63L198 62L197 61V59H196V61H195ZM216 62V61H215ZM245 62V61H244ZM252 63V61H249V63ZM257 63V61L254 59V63ZM80 63V62H79ZM83 63V62H82ZM99 63H100V61H99ZM106 63H109V62H106ZM116 63H118L117 61L115 62V64ZM127 63V64H128ZM148 63V62H147ZM151 63V62H150ZM156 63H158V61L156 62ZM189 62L187 61V64H188ZM209 63V62H208ZM212 63V62H211ZM258 63H262V61L260 62H258ZM98 64V63H97ZM97 64H95V65H97ZM102 63H100L99 65H98V67L101 65ZM104 64V63H103ZM120 64H122V63H120ZM132 64V63H131ZM138 64V63H137ZM136 64V65H137ZM162 64H164V63H162ZM218 64H219V62H218ZM231 64V63H230ZM84 66H83V68H86L85 66H87V65H85V64H83ZM93 65V64H92ZM91 65V66H92ZM133 67H134V69L133 70H135V63H133ZM142 65H143V63H142ZM150 64H148L147 66H149ZM152 65H154V63L152 64ZM159 65V64H158ZM164 65H166V64H164ZM164 65H163V67H164ZM168 65V64H167ZM183 65V64H182ZM195 65V64H194ZM198 65H201V64H198ZM208 65H211L210 63L208 64ZM222 65H225V63L223 64L222 63ZM222 65H217V67L218 66H222ZM227 65V64H226ZM233 64H231L230 65V68H231V66H232ZM235 65V64H234ZM247 65H248V63H247ZM73 66V65H72ZM74 66H75V64H74ZM74 66H73V69H75L74 68ZM106 66V65H105ZM117 67H118V64L116 65ZM138 66V65H137ZM144 66V65H143ZM142 66V67H143ZM146 66V67H147ZM171 66V65H170ZM170 66H169V68H170ZM180 66V65H179ZM184 66V65H183ZM192 66H193V64H192ZM213 66H214V64H212V66H210L209 67V69L212 67L213 68ZM215 66H216V64H215ZM215 66H214V71H216L217 69L215 68ZM228 66V65H227ZM236 66V65H235ZM234 66V67H235ZM255 66V69H257L256 68V65H254ZM18 67V66H17ZM97 67V71L100 69V68H98ZM107 67V66H106ZM113 67V66H112ZM138 67H140V64H139V66ZM146 67H144V68H146ZM182 66H180V68H181ZM233 67V68H234ZM237 67H238V65H237ZM241 67H243V66H241ZM241 67H239V68H241ZM246 67V66H245ZM82 68V67H81ZM89 68V67H88ZM87 68V69H88ZM91 68V67H90ZM127 67H125V69H126ZM129 69H130V67H128ZM132 68V67H131ZM185 68V67H184ZM187 68V67H186ZM263 68V67H262ZM15 69V68H14ZM104 69H105V67H104ZM148 69V68H147ZM171 69V68H170ZM221 69V68H220ZM237 69V68H236ZM243 68H241V70H242ZM21 70V71H20ZM72 70V69H71ZM89 70V69H88ZM92 70V69H91ZM90 70V71H91ZM100 70H102V68L100 69ZM100 70H99V72H100ZM108 70V69H107ZM114 70H116V69H114ZM132 70V71H133ZM153 70V69H152ZM181 70V69H180ZM240 70V71H241ZM246 70V69H245ZM245 70H243V72L245 71ZM251 70V69H250ZM258 70V69H257ZM262 70V69H261ZM12 71V70H11ZM82 71H83V69H82ZM103 71V70H102ZM118 71V70H117ZM120 71H124V70H121V68H120ZM139 71H141V70H139ZM149 71V70H148ZM148 71H146V73L148 72ZM155 71H157V69L155 70ZM173 71V70H172ZM185 71V70H184ZM184 71H183V74H184ZM189 71V70H188ZM235 71V70H234ZM249 71V70H248ZM252 71V75H256L257 73H255L254 74V72H253V70H251ZM14 72V71H13ZM15 72H14V74H15ZM67 72V71H66ZM71 72V71H70ZM70 72L68 71L67 73H69V76H70ZM80 72H81V70H80ZM83 72H85V71H83ZM94 72H95V69H94ZM93 72V73H94ZM98 72V73H99ZM105 72V71H104ZM107 73H108V71H106ZM105 72V73H106ZM134 72V71H133ZM144 72V71H143ZM191 72V71H190ZM189 72V73H190ZM194 72V71H193ZM197 72V71H196ZM202 72V71H201ZM213 72V71H212ZM237 72L238 73H240L239 72V70H237ZM10 73H12V72H10ZM63 73V74H62ZM66 73V74H67ZM72 73H74L73 71H72ZM76 73V72H75ZM110 73V72H109ZM112 74H114L113 73V69H112V72H111ZM117 73V72H116ZM135 73V72H134ZM182 73V72H181ZM228 73V72H227ZM231 73H233V72H231L230 71V74ZM1 74V73H0ZM3 74V75H4ZM62 74V76L60 77V75ZM65 74V75H66ZM78 74H80V73H78ZM102 74V73H101ZM100 74V75H101ZM120 74H121V72H120ZM127 74V73H126ZM132 74V73H131ZM140 74V73H139ZM151 74L152 73H150V76H151ZM176 74H177V72H176ZM183 74H182V76H183ZM193 74V73H192ZM199 74V73H198ZM206 74V73H205ZM224 74V73H223ZM229 74V75H230ZM237 73H236V71H235V75H236ZM259 74V73H258ZM2 75V76H3ZM71 75H73V74H71ZM80 75H82V74H80ZM80 75H78V76H75V77H79L80 78ZM88 75V74H87ZM86 75V76H87ZM109 75H111V74H109ZM108 74L106 75L105 74V77H107V76H109ZM123 75V74H122ZM128 75V74H127ZM144 75L146 76L147 74H145L144 73ZM200 75H202V74H200ZM219 75V74H218ZM218 75H216V76H218ZM232 75V74H231ZM238 75V74H237ZM264 75V74H263ZM1 76V77H2ZM6 76V75H5ZM5 76H3V77H5ZM7 76H10V75H7ZM68 75H67V77H69ZM98 75H96V77H97ZM103 76H104V73H103ZM112 76V75H111ZM110 76V77H111ZM114 77H115V75H113ZM113 76H112V78H113ZM121 76V75H120ZM120 76H118L119 78H121ZM131 76V75H130ZM132 76H133V74H132ZM135 76V75H134ZM149 76V75H148ZM149 76V77H150ZM173 76V75H172ZM180 76V75H179ZM178 75H177V77H179ZM182 76H181V78H182ZM188 76V75H187ZM215 75H214V77H213V73H212V76H211V78L213 77V78H215L216 77ZM233 76H234V74H233ZM249 76V75H248ZM11 77V76H10ZM12 77H13V75H12ZM60 77V78H59ZM66 77V78H67ZM73 77V76H72ZM85 77V76H84ZM88 77V76H87ZM99 77V76H98ZM104 77V78H105ZM203 77L205 78L206 77V75L204 76L203 75ZM219 77H221V76H218V78ZM222 77H224L225 79L228 77V76H226L225 77V75L223 76L222 75ZM221 77V78H222ZM231 77V76H230ZM229 77V78H230ZM264 77V76H263ZM71 77H69V79H70ZM90 78V77H89ZM88 78V79H89ZM95 78V77H94ZM119 78H117V79H119ZM161 78V77H160ZM187 78V77H186ZM189 78V77H188ZM194 78V77H193ZM192 77L191 78H189L190 80L191 79H193ZM200 78V77H199ZM203 78V79H204ZM208 78V77H207ZM210 78V79H211ZM218 78H216V79H218ZM235 78V77H234ZM250 78V77H249ZM258 78V77H257ZM256 78V76H255V79H257ZM68 79V78H67ZM76 79V78H75ZM81 79V78H80ZM80 79H78V80H80ZM132 79H134L135 80V78H133L132 77ZM132 79H130V80H132ZM151 79V78H150ZM153 79V78H152ZM175 79H176V77H175ZM183 79H185V78H183ZM194 79H196V78H194ZM209 79V80H210ZM215 79V80H216ZM264 79V78H263ZM9 79H7V81H8ZM65 80V79H64ZM72 80V79H71ZM70 80V81H71ZM96 80H98L97 78H96ZM106 80V79H105ZM115 80H116V78L114 79V82H115ZM137 80V79H136ZM145 80H147V77H146V79ZM190 80H189V82H190ZM202 80V79H201ZM213 80V79H212ZM215 80H214V82H215ZM222 80V79H221ZM230 80V82H231V79H229ZM258 80H260V79H257V81ZM0 81H1V79H0ZM6 81V80H5ZM84 81H86V82H89V81H87V79H85ZM108 81H110V79L108 80ZM117 82H120V79L119 80H116ZM125 81H127V80H125ZM138 81V80H137ZM144 81V80H143ZM183 81V80H182ZM182 81H181V83H182ZM186 82H188L187 80H185ZM219 81V80H218ZM224 81V80H223ZM248 81H249V79H248ZM252 81V80H251ZM256 81V82H257ZM262 81V80H261ZM10 82H12V80L10 81ZM65 82V81H64ZM73 82V81H72ZM78 82V81H77ZM100 82V81H99ZM102 82V81H101ZM116 82V83H117ZM201 82V81H200ZM202 82H204V81H202ZM210 82H213V81H211L210 80ZM213 82V83H214ZM74 83V82H73ZM97 83V82H96ZM102 83H104V87L105 86H107V85H105V82H102ZM107 83H110V82H107ZM111 83H113V82H111ZM123 83V82H122ZM129 83H131V82H129ZM138 83V82H137ZM139 83H141L140 82V77H139ZM144 83V82H143ZM147 83V82H146ZM172 83V82H171ZM170 83V84H171ZM176 83V82H175ZM179 83H180V81H179ZM206 84H207V81L205 82ZM222 83V82H221ZM229 83V82H228ZM254 83V82H253ZM262 83V82H261ZM261 83H258V84H261ZM264 83V82H263ZM4 84V83H3ZM67 84V83H66ZM76 85H72L73 87H70V89L72 88V90H73V88H75V89H77L76 88V86H77V83H75ZM81 84V83H80ZM89 84V83H88ZM87 84V85H88ZM94 84H95V82H94ZM127 84V83H126ZM126 84H125V86H126ZM148 84H149V81H148ZM147 84V85H148ZM151 84H152V82H151ZM163 84V83H162ZM186 84V83H185ZM201 84L202 83H200V86H201ZM211 85H212V83H210ZM210 84H209V88H210ZM215 84V83H214ZM229 84H231L232 85V83H229ZM255 85L257 84V83H254ZM0 85H2V84H0ZM70 85H71V83H70ZM79 85V84H78ZM83 85H84V83H83ZM96 85V84H95ZM92 86V87H90L89 88V90H87V92L85 91V94L86 95H88V96H90L91 98H92V100L93 101H95V102H97V104H99V107H100V102L102 101V98L104 99V97H102L101 98V92L102 91H104V90H102L100 87H98V86ZM111 85V84H110ZM110 85L108 84V86H107V88L106 89H108V87H110ZM128 85V84H127ZM184 85V84H183ZM203 85H204V83H203ZM216 85V84H215ZM215 85H213V87L215 86ZM224 85H225V87H226V85H227V83L225 84V82H224ZM252 85V84H251ZM5 86L7 87V84L5 83ZM4 86V87H5ZM12 86H14L15 87V89H13L12 88ZM17 86V87H16ZM66 86V85H65ZM122 86V85H121ZM124 86V85H123ZM122 86V87H123ZM138 86H140L139 84H138ZM137 86V87H138ZM163 86V85H162ZM166 86H168V84L166 85ZM217 86V85H216ZM222 86H223V84H222ZM248 86V85H247ZM5 87V88H6ZM59 87V88H58ZM78 87V86H77ZM88 87V86H87ZM102 87V86H101ZM104 87H103V89H104ZM114 87V86H113ZM126 87H128V86H126ZM133 87V86H132ZM137 87L135 88V89H137ZM148 87V86H147ZM152 87H153V85H152ZM186 87H187V84H186ZM213 87H212V89H211V92H212V90H213ZM64 88H66V87H64ZM68 88V87H67ZM116 88V87H115ZM130 88V87H129ZM139 88V87H138ZM142 89L143 88H145L144 86H143V84H142V87H141ZM161 88V87H160ZM175 88V87H174ZM180 88V87H179ZM178 88V89H179ZM220 88V87H219ZM245 88V87H244ZM1 89H2V87H1ZM63 89V88H62ZM62 89H61V91H57L56 93H51V94H49L48 95V97H51V99L53 98L54 100L55 99H57V100H60V97L62 96ZM69 89V90H70ZM80 89H82V88H80ZM80 89H79V91H80ZM83 89H84V87H83ZM110 89H112V88H110ZM120 89V88H119ZM118 89V90H119ZM123 89V88H122ZM128 89V88H127ZM153 89V88H152ZM163 89H164V87H163ZM163 89H161V91H163L164 92V90ZM199 90H200V87L198 88ZM216 90H217V88H215ZM214 89V90H215ZM221 89V88H220ZM222 89H224V87L222 88ZM228 89V88H227ZM233 89V88H232ZM239 89V88H238ZM237 89V90H238ZM118 90L116 91V92H118ZM129 90V89H128ZM139 90V89H138ZM146 90V89H145ZM168 90H169V88H168ZM167 90V91H168ZM193 90V89H192ZM205 90V89H204ZM226 90V89H225ZM244 90V89H243ZM248 90V89H247ZM84 91V90H83ZM123 91H125L124 89H123ZM132 91H134L132 88H131V91L130 92H132ZM140 91H141V89H140ZM142 91H144V90H142ZM147 91V90H146ZM175 91V90H174ZM202 91H203V89H202ZM208 91V90H207ZM210 91V90H209ZM222 91H224V90H222ZM231 91V90H230ZM235 91V90H234ZM240 91V90H239ZM238 91V92H239ZM242 91V90H241ZM249 91H251V89H249ZM64 92V91H63ZM67 91L65 90V93H66ZM74 92V91H73ZM76 92V91H75ZM77 92H78V90H77ZM104 92H106V91H104ZM116 92H115V94H116ZM135 92V91H134ZM138 92V91H137ZM150 91H147V93H149ZM159 92V91H158ZM169 92V91H168ZM167 92V93H168ZM178 92H180V91H178ZM200 92V91H199ZM225 93L227 92V91H224ZM244 92H246V91H244ZM253 92H254V90H253ZM83 94H84V92H82ZM111 93H112V91H111ZM110 93V94H111ZM119 93L121 94V91H119ZM172 93V92H171ZM170 93V94H171ZM194 93H196L195 91H194ZM216 93H217V91H216ZM234 93V92H233ZM241 93V92H240ZM239 93V94H240ZM252 93V91L246 96H244V101L242 100V103H238V107H237V104H236V107L237 108H239V110L240 111H242V116H241V118H242V120L237 124L238 126V128H237V130L238 131H242L243 133L245 132V127H248V128H250L251 129V131L255 134V135H257L258 137L257 138H259V140L260 141H264V106L257 100V98H253V95L251 94ZM256 93V92H255ZM262 93V92H261ZM263 93H264V91H263ZM262 93V94H263ZM3 94H2V96H3ZM74 94V93H73ZM78 94V93H77ZM81 94V93H80ZM84 94V95H85ZM106 94H107V92H106ZM113 94V93H112ZM114 94V95H115ZM124 94H126V92L124 93ZM123 94V95H124ZM156 94V93H155ZM175 94H177V93H175ZM197 94V96H198V93H196ZM219 95H220V93H218ZM230 94V93H229ZM37 94H35L34 96H36ZM103 95V94H102ZM113 95V96H114ZM128 95V94H127ZM158 95V94H157ZM180 95V94H179ZM223 95V98H225L226 100H227V98L224 96V94H222ZM226 95V94H225ZM236 95H238V93L236 94ZM1 96V97H2ZM82 96V95H81ZM104 96H106V95H104ZM110 96V95H109ZM116 96V95H115ZM122 96V95H121ZM129 96V95H128ZM127 96V97H128ZM169 96V95H168ZM174 96H176V95H174ZM187 96H189V95H187ZM217 96V95H216ZM215 96V97H216ZM264 96V95H263ZM39 97V98H38ZM37 98V100H40V97H43V96H38ZM64 97V96H63ZM72 97H74L75 98V102H76V97L73 95ZM84 97V96H83ZM82 97V98H83ZM140 97V96H139ZM184 97V95L182 96V98ZM199 97H200V95H199ZM199 97H197L196 99H198ZM207 97H208V99L210 98V96L207 94ZM6 98V97H5ZM8 98V100H9V102H11L10 101V99H9V97H7ZM6 98V99H7ZM44 98V97H43ZM45 98H46V96H45ZM79 98H80V96H79ZM81 98V99H82ZM85 98V97H84ZM87 98V97H86ZM108 98V97H107ZM121 98V97H120ZM132 98V97H131ZM138 98V97H137ZM148 98V97H147ZM161 98V97H160ZM177 98V97H176ZM182 98H181V100H182ZM185 98H186V96H185ZM201 98V97H200ZM199 98V99H200ZM205 98V97H204ZM263 98V97H262ZM2 99V98H1ZM0 99V100H1ZM47 99V98H46ZM78 99V98H77ZM89 99V98H88ZM116 99V98H115ZM130 99V98H129ZM155 99V98H154ZM235 99V98H234ZM243 99V98H242ZM72 100H73V98L71 99V102H72ZM86 100V99H85ZM92 100H90L91 102H92ZM112 101H113V99H111ZM120 100V99H119ZM138 100V99H137ZM150 100V99H149ZM167 100V99H166ZM169 100H170V98H169ZM177 100V99H176ZM176 100L174 101V102H176ZM184 100H187V99H184ZM189 100H190V98H189ZM194 100V99H193ZM210 100V99H209ZM217 100V99H216ZM221 100V99H220ZM233 100V99H232ZM231 100V101H232ZM235 100H237V96H236V99ZM240 100H241V98H240ZM46 101H48V100H46ZM46 101L44 102V103H46ZM67 101V100H66ZM79 101V100H78ZM139 101H140V99H139ZM160 101V100H159ZM162 101H164V100H161V103H162ZM192 101V100H191ZM215 101V100H214ZM213 101V102H214ZM224 101V100H223ZM223 101L221 100V102H222V104H223ZM8 102V103H9ZM50 102V101H49ZM48 102V103H49ZM57 102V101H56ZM56 102H54L55 103V105H56ZM59 102V101H58ZM71 102H70V104H71ZM82 102V101H81ZM89 102V101H88ZM88 102L85 104V105H87L88 104ZM105 102H107V100L105 101ZM121 102V101H120ZM128 103H129V100L127 101ZM164 102H166V101H164ZM178 102V101H177ZM176 102V103H177ZM200 101H198V103H199ZM205 102V101H204ZM221 102H220V104H221ZM239 102V101H238ZM7 103V101L5 102V104ZM41 103H42V100H41ZM44 103H43V105H44ZM62 103V102H61ZM78 102H76V104H77ZM80 103V102H79ZM114 103V102H113ZM113 103H111V104H113ZM127 103V104H128ZM154 103H156V102H154ZM158 103V102H157ZM160 103V102H159ZM167 103H169V102H167ZM173 103V102H172ZM179 103H180V101H179ZM186 103V102H185ZM189 103V102H188ZM215 103H216V101H215ZM217 103H218V101H217ZM232 103H233V101H232ZM1 104L2 103H0V107H1ZM50 104H51V102H50ZM67 103H65V105H66ZM72 104H73V102H72ZM75 104V103H74ZM75 104V105H76ZM96 104V103H95ZM94 104V105H95ZM116 104V103H115ZM119 104V103H118ZM134 104V103H133ZM132 104V105H133ZM175 104V103H174ZM200 104L202 105V103L200 102ZM212 103H210V106H212L211 105ZM221 104V105H222ZM225 104V103H224ZM3 105H4V102H3ZM43 105H41V106H43ZM52 105V104H51ZM54 105V106H55ZM69 105V104H68ZM82 105H84L83 103H82ZM103 105H105L104 103H103ZM107 105V104H106ZM108 105H110V104H108ZM107 105V106H108ZM149 105V104H148ZM164 105V104H163ZM162 105V106H163ZM169 105V104H168ZM167 105V106H168ZM171 105V104H170ZM173 105V104H172ZM191 105V104H190ZM193 105H195V104H193ZM209 105V104H208ZM216 105V104H215ZM229 105V104H228ZM45 107H47V104H45L44 105ZM61 106H62V104H61ZM64 106V105H63ZM73 107H74V105H72ZM81 106V105H80ZM80 106H78V107H80ZM88 107H89V105H87ZM125 106V105H124ZM127 106V105H126ZM136 106H137V104H136ZM146 106V105H145ZM176 106V105H175ZM182 106V105H181ZM185 106V105H184ZM184 106H182L183 107V109H185L186 108V106H185V108H184ZM206 106V105H205ZM214 106V105H213ZM213 106L211 107V110L213 109V110H215V108L216 107H214L213 108ZM227 106V105H226ZM44 107V108H45ZM71 107V106H70ZM90 107H92V105L90 106ZM98 107V106H97ZM98 107V108H99ZM106 107V106H105ZM119 107H120V104H119ZM131 107H133V108H135V106L133 105V106H131ZM130 107V108H131ZM143 107V106H142ZM149 107V106H148ZM147 107V108H148ZM164 107H166V106H164ZM220 107V106H219ZM223 107H224V105H223ZM222 107V108H223ZM232 107H233V105H232ZM1 108H4V106H2ZM9 108H12V107H10L9 106ZM9 108L7 109L6 107H5V109H7V110H9ZM14 108V107H13ZM43 108V109H44ZM62 108V107H61ZM96 108V107H95ZM94 108V109H95ZM107 108V107H106ZM129 108V109H130ZM132 108V109H133ZM144 108V107H143ZM161 108H163V107H161ZM160 108V109H161ZM168 108V107H167ZM175 108V110L174 111H172V113L169 115L170 117H171V124H175V123H179L180 121H181V113H180V110H179V108L178 107H174ZM193 108H195V107H193ZM201 108V107H200ZM204 108V107H203ZM221 108V109H222ZM226 108V107H225ZM33 109H34V107H33ZM42 107L40 108V115L41 116H43V114H44V112H41L42 110ZM51 109V108H50ZM55 109V108H54ZM60 109V108H59ZM63 109V108H62ZM64 109H66V106H65V108ZM71 109V108H70ZM83 109V108H82ZM91 109V108H90ZM93 109V111H92V114H93V116H94V110ZM103 109H104V107H103ZM122 109H123V107H122ZM124 109H125V107H124ZM123 109V110H124ZM129 109H126V111L128 112L129 111ZM164 109H166V108H164ZM227 109V108H226ZM229 110H230V108H228ZM228 109H227V112H229L228 111ZM6 110V111H7ZM14 110V109H13ZM17 110H15V111H17ZM19 110H18V112H19ZM27 110V111H26ZM36 110V109H35ZM57 110V109H56ZM55 110V111H56ZM67 110V109H66ZM78 110V109H77ZM131 110V109H130ZM136 110V109H135ZM142 110V109H141ZM145 110H146V108H145ZM171 110H172V108H171ZM196 110V109H195ZM194 110V111H195ZM223 110V109H222ZM1 111V110H0ZM23 111V112H24ZM45 112H46V110H44ZM79 111H81V110H79ZM87 111V110H86ZM86 111H85V113H86ZM91 111V110H90ZM97 111V110H96ZM95 111V112H96ZM100 111V110H99ZM111 111V110H110ZM118 111L119 110H117V113H118ZM208 111V110H207ZM218 111H220V109L218 110ZM4 112V111H3ZM11 112V114H12V111H9V113ZM17 112V113H18ZM22 112V111H21ZM22 112V115H24V113ZM33 112H34V110H33ZM51 112V111H50ZM50 112H49V114H50ZM58 112V111H57ZM72 112V111H71ZM101 112H102V110H101ZM107 112V111H106ZM127 112H124L125 113V115H126V113ZM146 112V111H145ZM150 112V111H149ZM148 112V113H149ZM184 112H185V110H184ZM204 112V111H203ZM209 112V111H208ZM226 112V111H225ZM225 113L226 115H228V113ZM1 113V116H4V115H2L3 113L2 112H0ZM13 113H14V111H13ZM35 113H37L36 111H35ZM39 113V112H38ZM60 113V112H59ZM65 113H68V111H66ZM73 113H74V111H73ZM72 113V114H73ZM83 113V111H81V113H79V114H82ZM99 113V112H98ZM108 113H111V115H112V111L111 112H108ZM114 113V112H113ZM116 113V111H115V114H117ZM129 113V112H128ZM141 113H142V111H141ZM156 113H158V112H156ZM160 113V112H159ZM167 113V112H166ZM193 113V112H192ZM196 113H198V112H196ZM200 113H202V112H200ZM205 113V112H204ZM230 113V112H229ZM231 113H233V112H231ZM19 114V113H18ZM17 114V115H18ZM21 114V113H20ZM27 114H29V111H28V113ZM26 114V115H27ZM48 114V113H47ZM76 114V113H75ZM88 114V113H87ZM103 114H104V110H103ZM121 114V113H120ZM147 114V113H146ZM150 114V113H149ZM151 114H153V113H151ZM207 114V113H206ZM13 115V114H12ZM30 115H31V112H30ZM38 115V114H37ZM51 115H52V113H51ZM63 115H64V113H63ZM63 115H61V116H63ZM69 116H70V111H69V114H68ZM83 115H84V113H83ZM90 115V114H89ZM105 115V114H104ZM130 115V114H129ZM145 115V114H144ZM198 115H200V114H198ZM208 115V114H207ZM212 115V113H210V117H213V115ZM216 115H217V113H216ZM218 115H220V114H218ZM224 115V114H223ZM225 115V117H228V116H226ZM232 115V114H231ZM8 116H11V115H8ZM29 116V115H28ZM32 116V115H31ZM40 116V117H41ZM66 116H67V114H66ZM75 115H73V117H74ZM93 116H92V118L91 119H93ZM113 116V115H112ZM126 116H128V115H126ZM135 116V115H134ZM133 116V117H134ZM153 116V115H152ZM163 116H164V113H163ZM194 116V115H193ZM222 116V115H221ZM237 116V115H236ZM235 116V117H236ZM26 118H28L27 116H25ZM30 117V116H29ZM33 117V116H32ZM59 117V116H58ZM82 117V116H81ZM120 117H121V115H120ZM120 117H118L120 120H121V118ZM207 117V116H206ZM206 117H203V115H202V118H206ZM223 117V116H222ZM8 118V117H7ZM17 118V117H16ZM69 118V117H68ZM80 118V117H79ZM84 118H85V120H86V114H85V117L83 116L82 117V119L84 120ZM88 118H90L89 116H88ZM87 118V119H88ZM97 118V117H96ZM98 118H100V115H99V117ZM101 118H103V117H101ZM114 118V117H113ZM118 118H117V120H118ZM123 118V117H122ZM139 118V117H138ZM161 118V117H160ZM162 118H164V119H166V116H164V117H162ZM198 118H199V116H198ZM200 118H201V116H200ZM230 118H232V116H230ZM229 118V119H230ZM237 118H238V116H237ZM3 119V118H2ZM5 119V118H4ZM19 119V118H18ZM35 119V118H34ZM34 119H32L31 118V122L33 121V123H34ZM40 119V118H39ZM59 119V118H58ZM60 119H61V117H60ZM63 119H66L65 117H63ZM72 119V118H71ZM90 119V120H91ZM128 119V118H127ZM212 119H214V117L212 118ZM219 119V118H218ZM13 120V119H12ZM37 120H38V118H37ZM45 120H47V119H45ZM69 120V119H68ZM80 120V119H79ZM103 120V119H102ZM105 120V119H104ZM119 120V122H121ZM130 120V119H129ZM128 120V121H129ZM163 120V119H162ZM199 120V119H198ZM206 120H208V118H206ZM240 120V119H239ZM27 121V123H29V121L30 120H26ZM74 121H76V120H74ZM81 121V120H80ZM95 121V120H94ZM123 121V120H122ZM126 121V120H125ZM136 121H137V119H136ZM156 121V120H155ZM161 121V120H160ZM194 121H195V119H194ZM215 121H216V119H215ZM220 121V120H219ZM226 121H227V119H226ZM234 121H235V119H234ZM233 121V122H234ZM1 122V121H0ZM17 122V121H16ZM30 122V123H31ZM38 122H39V120H38ZM37 121L35 122V127H36V123H38ZM62 122H64V121H62ZM61 122V123H62ZM72 122V121H71ZM84 122V121H83ZM91 122H92V120H91ZM112 122V121H111ZM118 122V123H119ZM184 122V121H183ZM218 122V121H217ZM238 121L236 120V123H237ZM1 123H4L5 124V122H1ZM9 123H10V120H9ZM13 123V122H12ZM23 123H24V119H23ZM42 124H43V122H41ZM52 123V122H51ZM54 123V122H53ZM52 123V124H53ZM67 123V122H66ZM66 123H64V125L66 124ZM87 123V122H86ZM89 123V122H88ZM103 123H105V121L104 122H102V124ZM109 123H110V121H109ZM122 123V122H121ZM124 123V122H123ZM133 123V122H132ZM146 123V122H145ZM148 123V122H147ZM160 123V122H159ZM168 123V122H167ZM189 123V122H188ZM205 123V122H204ZM224 123V122H223ZM227 123V122H226ZM7 124V123H6ZM14 124V123H13ZM32 124V123H31ZM31 124H28V125H31ZM51 124V125H52ZM58 124H60V123H58ZM78 124H79V122H78ZM81 124H82V122H81ZM93 124V123H92ZM101 124V123H100ZM124 124H126V123H124ZM124 124H122L123 126H124ZM186 124V123H185ZM12 125V124H11ZM28 125H27V127H28ZM38 125H40V124H38ZM54 125V124H53ZM77 125V124H76ZM94 125V124H93ZM114 125V124H113ZM122 125H120V126H122ZM135 125V124H134ZM148 125H149V123H148ZM150 125H151V123H150ZM180 125V124H179ZM201 125H202V123H201ZM226 125V124H225ZM1 126V125H0ZM44 126H45V124H44ZM49 126V125H48ZM54 126H56V125H54ZM61 126H62V124H61ZM60 126V127H61ZM70 126H71V124H70ZM82 126V125H81ZM97 126H98V124H97ZM112 126V125H111ZM133 126V125H132ZM164 126V125H163ZM212 126V125H211ZM221 126V125H220ZM219 126V127H220ZM230 126V125H229ZM232 126H233V124H232ZM2 127H4V126H2ZM1 127V128H2ZM8 127V126H7ZM6 127V128H7ZM16 127V126H15ZM17 127H18V125H17ZM35 127H32V128H34V130H35ZM40 127H42V126H40ZM47 127V126H46ZM46 127H45V129L44 130H46ZM68 127V126H67ZM79 127V126H78ZM86 127H87V125H86ZM90 127V126H89ZM88 127V128H89ZM95 127V126H94ZM104 127H105V125H104ZM131 127V126H130ZM130 127H128V128H130ZM140 127V126H139ZM179 127V126H178ZM224 127V126H223ZM0 128V129H1ZM5 128V129H6ZM9 128V127H8ZM11 128V127H10ZM22 128V127H21ZM39 128V127H38ZM38 128H37V130H38ZM42 128H44V127H42ZM57 128H59V127H57ZM65 128V127H64ZM87 128V129H88ZM99 128V127H98ZM102 128V127H101ZM100 128V129H101ZM136 128H138V127H136ZM163 128V127H162ZM194 128V127H193ZM195 128L196 129H198L199 128V125L197 124V125H195ZM194 128V129H195ZM227 128V127H226ZM229 128V127H228ZM247 128V129H248ZM17 129V128H16ZM15 129V130H16ZM19 129V130H18ZM17 130H18V132L19 133H21L20 132V127L18 128ZM26 129V128H25ZM66 129V128H65ZM84 129V128H83ZM93 129V128H92ZM97 129V128H96ZM133 129V128H132ZM142 129H144V128H142ZM149 129V128H148ZM175 129V128H174ZM196 129H195V132L197 133V131H196ZM200 129V128H199ZM233 129V128H232ZM14 130V131H15ZM22 130V129H21ZM28 130V129H27ZM36 130V131H37ZM49 130V129H48ZM62 130H64V129H62ZM72 130V129H71ZM79 130V129H78ZM115 130H116V128H115ZM114 130V131H115ZM118 130V129H117ZM170 130H172V129H170L169 128V131ZM178 130V129H177ZM201 130V129H200ZM207 130V129H206ZM212 130V129H211ZM236 130V131H237ZM1 131H3V130H1ZM7 131H9L8 129H7ZM58 131V130H57ZM66 131H68V130H66ZM81 131H83V130H81ZM80 131V132H81ZM91 131V130H90ZM95 131V130H94ZM108 131V130H107ZM110 131H112L111 129H110ZM113 131V132H114ZM144 131V130H143ZM147 131V130H146ZM152 131V130H151ZM182 131L184 132V130L182 129ZM185 131H187V130H185ZM189 131V130H188ZM226 131V130H225ZM232 131V130H231ZM248 131V130H247ZM4 132V131H3ZM17 132V133H18ZM33 132V131H32ZM49 132V131H48ZM59 132H61V131H59ZM77 132V131H76ZM79 132V133H80ZM101 132H102V130H101ZM121 132V131H120ZM140 132V131H139ZM153 132V131H152ZM155 132V131H154ZM230 132V131H229ZM2 133V132H1ZM27 133H29V132H27ZM27 133L25 132L24 134H26L27 135ZM38 133V132H37ZM43 133V132H42ZM51 133H52V131H51ZM56 133V132H55ZM62 133V132H61ZM69 133H71V132H69ZM68 133V134H69ZM75 133V132H74ZM79 133H77V136L78 135H81V134H79ZM91 134H93V132H90ZM96 133V132H95ZM115 133H118V132H115ZM122 133V132H121ZM120 133V134H121ZM124 133V132H123ZM132 133H134V132H132ZM131 133V134H132ZM136 133H138V132H136ZM163 133H164V130H163ZM190 133H191V131H190ZM200 133V132H199ZM199 133H198V135H199ZM217 133V132H216ZM236 133V132H235ZM246 133V132H245ZM248 133L249 134H247V136L248 135H251L252 136V134L248 131ZM2 134H4V133H2ZM12 134V133H11ZM10 133H9V136L11 135ZM48 134H50V133H48ZM54 134V133H53ZM56 134H58V133H56ZM97 134V133H96ZM99 134H100V131H99ZM103 134H104V132H103ZM102 134V135H103ZM108 134H109V132H108ZM119 134V133H118ZM140 134V133H139ZM145 134V133H144ZM146 134H147V132H146ZM177 134V133H176ZM183 134V133H182ZM14 135H15V133H14ZM13 135V136H14ZM20 135V134H19ZM25 135V136H26ZM72 135V134H71ZM102 135L101 136H99V139H100V137H102ZM114 135V134H113ZM128 135H130V134H128ZM155 135V134H154ZM189 135V134H188ZM233 134H231L230 135V137L232 136ZM245 135V134H244ZM0 136H3V135H0ZM5 136H6V134H5ZM35 136V135H34ZM44 136H45V134H44ZM54 136V135H53ZM95 136V135H94ZM93 136V137H94ZM108 136H110V134L108 135ZM107 136V137H108ZM123 136V135H122ZM122 136H121V138H122ZM137 136H138V134H137ZM141 136V135H140ZM149 136V135H148ZM159 136V135H158ZM164 136H166V135H164ZM207 136V135H206ZM238 136H240V135H238ZM246 136V137H247ZM4 137V136H3ZM18 137V136H17ZM29 137V136H28ZM41 137H43V136H41ZM48 137V136H47ZM79 137V136H78ZM98 137V136H97ZM105 137V136H104ZM103 137V138H104ZM130 137V136H129ZM136 137V136H135ZM153 137V136H152ZM157 137V136H156ZM161 137V136H160ZM168 137H169V135H168ZM171 137H172V135H171ZM191 137V136H190ZM214 137V136H213ZM212 137V138H213ZM11 138H12V136H11ZM31 138H32V135H31ZM61 138H63V136L61 137ZM67 138H68V136H67ZM71 138H73V137H71ZM70 138V139H71ZM85 138H86V135H85ZM90 138V137H89ZM106 138V137H105ZM105 138H104V140H105ZM120 138V139H121ZM137 138H139V137H137ZM182 138V137H181ZM195 138V137H194ZM221 138H223V137H221ZM0 139H2V138H0ZM4 139V138H3ZM15 139H16V137H15ZM19 138H17V140H18ZM20 139H21V136H20ZM25 139V138H24ZM38 139V138H37ZM82 139V138H81ZM92 140H94L93 138H91ZM96 139V138H95ZM110 139H111V137H110ZM118 139H119V135H118ZM120 139H119V141H120ZM128 139V138H127ZM134 139V138H133ZM143 139H144V136H143ZM183 139V138H182ZM226 139V138H225ZM230 139V138H229ZM254 139H255V137H254ZM6 140V139H5ZM4 140V141H5ZM16 140V141H17ZM26 140H27V138H26ZM85 140V139H84ZM91 140V141H92ZM98 140V139H97ZM103 140V141H104ZM112 140V139H111ZM113 140H114V138H113ZM116 140V139H115ZM138 140V139H137ZM152 140V139H151ZM160 140V139H159ZM178 140V139H177ZM223 140V139H222ZM6 141H8V140H6ZM11 141V140H10ZM18 141H20V140H18ZM21 141H22V139H21ZM55 141H57V140H55ZM55 141H52V142H55ZM73 141V140H72ZM88 141H89V139H88ZM118 141V142H119ZM122 141V140H121ZM150 141V140H149ZM161 141H162V139H161ZM202 141H203V138H202ZM207 141V140H206ZM227 141H228V139H227ZM237 141V140H236ZM23 142V144H24V140L22 141ZM31 142H32V140H31ZM94 142H96V140H94ZM112 142V141H111ZM115 142V141H114ZM117 142V141H116ZM137 142V141H136ZM144 142H145V140H143V146H144ZM205 142V141H204ZM204 142H202V143H204ZM207 142H209V141H207ZM237 142H239V141H237ZM14 143V142H13ZM20 143V142H19ZM34 143H36V142H34ZM59 143V142H58ZM61 143V142H60ZM75 143V142H74ZM80 143V142H79ZM91 143V142H90ZM106 143H109V137H108V142L106 141ZM120 143V142H119ZM150 143V142H149ZM162 143H163V141H162ZM196 143H197V141H196ZM212 143H214V142H212ZM5 144V143H4ZM3 144V145H4ZM21 144V143H20ZM22 144V145H23ZM40 144V143H39ZM42 144H43V142H42ZM51 144H53V143H51ZM56 144V143H55ZM92 144H93V142H92ZM97 144H101L102 145V141H101V143L99 142V143H97ZM104 144H105V142H104ZM103 144V145H104ZM121 144H123L124 145V147H125V143H122L121 142ZM120 144V145H121ZM139 144H140V142H139ZM192 144V143H191ZM199 144V143H198ZM225 144V143H224ZM232 144V142L230 143V145ZM248 144V143H247ZM0 145H2L1 144V142H0ZM2 145V148H1V150H0V173H2V174H4V175H7V176H9V175H11V174H14V172H16V169H17V159H19V158H21V157H23L22 156V154L20 155L19 154V152L18 151H15V150H13L12 149V147L10 148L8 145V147H5V146H3ZM6 145V144H5ZM13 145V144H12ZM26 145V144H25ZM24 145V146H25ZM27 145H30V144H27ZM31 145H32V143H31ZM69 145V144H68ZM95 145V144H94ZM93 145V146H94ZM112 145V144H111ZM117 145V144H116ZM127 145V144H126ZM149 145H151V144H149ZM190 145V144H189ZM214 145H216V144H213V146ZM228 145V144H227ZM260 145V144H259ZM59 146L60 145H58V149H59ZM62 146V145H61ZM61 146H60V148H61ZM74 146V145H73ZM86 146V145H85ZM85 146H83V148H84V150H85ZM109 146V145H108ZM118 146H119V144H118ZM117 146V147H118ZM130 146V145H129ZM129 146H127V147H125V149L126 148H130ZM137 146V144L136 145H134V148ZM148 146V145H147ZM153 146V145H152ZM152 146L151 147H149V149L150 148H152ZM162 146V145H161ZM160 146V147H161ZM164 146H166V145H164ZM171 146V145H170ZM186 146V145H185ZM201 146V145H200ZM240 146V145H239ZM238 146V147H239ZM261 146V145H260ZM19 147H21V146H19ZM46 147V146H45ZM92 147V146H91ZM96 147V146H95ZM95 147H93V148H95ZM99 147V146H98ZM103 147V146H102ZM111 147V146H110ZM114 147V146H113ZM112 147V148H113ZM120 147V146H119ZM123 147V146H122ZM141 147H142V145H141ZM145 147V146H144ZM256 147V146H255ZM14 148V147H13ZM22 148V147H21ZM31 148V147H30ZM35 149L37 148V147H34ZM39 148V147H38ZM54 148V147H53ZM63 148V147H62ZM81 148V147H80ZM133 148V149H134ZM137 148H138V146H137ZM143 148V147H142ZM157 148V147H156ZM159 148V147H158ZM188 148V147H187ZM210 148V147H209ZM217 148H218V146H217ZM224 148V147H223ZM248 148V147H247ZM63 149H66V148H63ZM106 149V148H105ZM111 149V148H110ZM148 149V150H149ZM162 149H163V147H162ZM220 149V148H219ZM228 149V148H227ZM236 149H237V147H236ZM36 150H38V149H36ZM41 150V149H40ZM94 150V149H93ZM93 150H91L90 149V151H93ZM101 150V149H100ZM124 149L122 148L121 149V151H123ZM128 150V149H127ZM132 150V149H131ZM140 150V149H139ZM182 150V149H181ZM217 150V149H216ZM229 150V149H228ZM250 150V149H249ZM254 150V149H253ZM263 150H264V148H263ZM34 150L32 149V152H33ZM59 151V150H58ZM63 151V150H62ZM69 151V150H68ZM95 151V150H94ZM93 151V152H94ZM96 151H97V149H96ZM105 151V150H104ZM111 151V150H110ZM115 151V150H114ZM114 151H113V153H114ZM126 151V150H125ZM141 151H142V149H141ZM179 151V150H178ZM191 151V150H190ZM190 151H188V152H190ZM211 151V150H210ZM25 152V151H24ZM37 152H39V150L37 151ZM48 152V151H47ZM64 152V151H63ZM62 152V153H63ZM72 152H73V150H72ZM118 152V151H117ZM136 152V151H135ZM184 152V151H183ZM182 152V153H183ZM229 152V151H228ZM234 152V151H233ZM237 152V151H236ZM70 153V152H69ZM80 153V152H79ZM148 153V152H147ZM248 153V152H247ZM250 153V152H249ZM41 154V153H40ZM65 154H67V152L65 153ZM73 154H75L74 152H73ZM88 154V153H87ZM106 154H107V152H106ZM115 154V153H114ZM124 154V153H123ZM128 154H129V152H128ZM127 154V156H129ZM139 154H140V152H139ZM145 154V153H144ZM149 154H150V151H149ZM252 154V153H251ZM31 155V151H30V154H28V157ZM49 155V154H48ZM94 155V154H93ZM125 155H126V153H125ZM136 155H138V153L136 154ZM258 155V154H257ZM256 155V156H257ZM39 156V155H38ZM37 156V157H38ZM45 156V155H44ZM54 156V157H53ZM56 156V154L55 153H53V155L51 156V159H52V162L51 163H46V165H45V163H44V161H43V158H42V160L39 162V160H37L36 159V161H37V163H34V162H32V158H31V163L30 164H28L29 166H27L28 168L29 167H33L34 168V166L35 165H41V166H47V168H49L48 166H51L52 167V169L53 168H58V167H61V163H59L58 162V160L57 159H54V158H56L55 157ZM61 156V155H60ZM60 156H58V157H60ZM69 156V155H68ZM76 156H78V154H76ZM90 156L93 158V156H92V153H90ZM96 156V155H95ZM104 156V155H103ZM111 156H112V154H111ZM119 156L120 155H118V158H119ZM132 155H130L129 157H131ZM165 156H166V159L167 160H169L170 162H171V165H170V168L168 169V175L170 176V177H180V178H182V177H184V176H191V177H196L198 174H199V167L197 166L198 165V163L195 161V159L193 158V157H187V156H185V155H182V154H171V153H167L166 152V154H165ZM188 156H189V153H188ZM222 156V155H221ZM227 156V155H226ZM253 156V155H252ZM259 156V155H258ZM28 157H27V159H28ZM67 157V156H66ZM65 157V158H66ZM83 157H84V155H83ZM82 157V158H83ZM99 157V156H98ZM106 157V156H105ZM114 157V156H113ZM112 157V158H113ZM122 157V156H121ZM123 157H124V155H123ZM138 157V156H137ZM240 157V156H239ZM245 157V156H244ZM246 157H247V154H246ZM24 158H26V157H23V160H24ZM48 158V157H47ZM86 158V157H85ZM111 158V157H110ZM116 158V157H115ZM117 158V159H118ZM134 158H136V156L134 157ZM144 158V157H143ZM218 158H220V157H218ZM223 158V157H222ZM222 158H220V159H222ZM249 158V157H248ZM41 159V158H40ZM59 159V158H58ZM87 159V158H86ZM86 159H85V161L84 162H86ZM109 159V158H108ZM107 159V160H108ZM131 159H133V158H131ZM130 159V160H131ZM260 159H262L261 158V156H260ZM260 159H259V163H260ZM69 160V159H68ZM71 160V159H70ZM81 160V159H80ZM80 160H77V161H80ZM88 160H90L89 159V157H88ZM126 160V159H125ZM134 160V159H133ZM166 160V161H167ZM210 160V159H209ZM216 160V159H215ZM248 160V159H247ZM246 160V161H247ZM25 161V160H24ZM47 161H49V160H47ZM82 161V160H81ZM110 161V160H109ZM112 161V160H111ZM114 161H115V159H114ZM234 161V160H233ZM236 161V160H235ZM239 161V160H238ZM75 162V161H74ZM89 162H91V161H89ZM98 162H100V161H98ZM97 162V164H99ZM121 162V161H120ZM131 162H133V161H131ZM143 162H145L144 161V159H143ZM150 162V161H149ZM232 162V161H231ZM241 162V161H240ZM262 162H264V160L262 161ZM19 163V162H18ZM23 163V165H27V162H26V164H25V162H22ZM130 163V162H129ZM135 164H136V162H134ZM137 163H140V162H137ZM207 163H208V161H207ZM210 163H211V161H210ZM235 163H237V162H235ZM69 164V163H68ZM77 164H79V162L77 163ZM76 164V166H78ZM80 164H82V162L80 163ZM85 164V163H84ZM90 164V163H89ZM96 164V163H95ZM108 163L106 162V165H107ZM127 163H125V165H126ZM132 164V163H131ZM140 164H142V163H140ZM209 164V163H208ZM232 164V163H231ZM72 165H73V163H72ZM86 165V164H85ZM88 165V164H87ZM129 165V164H128ZM144 165H146V164H144ZM158 165V164H157ZM168 165H169V163H168ZM203 165V164H202ZM235 165V164H234ZM241 165V164H240ZM262 165V164H261ZM22 166V165H21ZM65 166H67L66 164H65ZM75 166V165H74ZM75 166V167H76ZM105 166V165H104ZM108 166H109V164H108ZM131 166V165H130ZM147 166H150V165H147ZM161 166V165H160ZM201 166V165H200ZM206 166H207V164H206ZM43 167V168H44ZM86 167V166H85ZM111 167H112V165H111ZM120 167H122V166H120ZM119 167V168H120ZM132 167V166H131ZM136 167V166H135ZM139 167V164L137 165V168ZM209 167V166H208ZM211 167V166H210ZM223 167H226L225 165L223 166ZM239 167V166H238ZM237 167V168H238ZM247 167V166H246ZM262 167V166H261ZM20 168V167H19ZM26 168V167H25ZM28 168H26V171H27V169ZM39 168V167H38ZM42 168V169H43ZM46 168V167H45ZM44 168V169H45ZM64 168H66V167H63V169ZM73 168V167H72ZM80 168V167H79ZM82 168H84V167H82ZM88 168V167H87ZM129 168V167H128ZM145 168H147V167H145ZM149 168V167H148ZM153 168V167H152ZM50 169V168H49ZM51 169V170H52ZM102 169V168H101ZM124 169H125V167H124ZM134 169V168H133ZM136 169V168H135ZM151 169V168H150ZM154 169H155V167H154ZM208 169V168H207ZM210 169V168H209ZM30 169H28V171H29ZM61 170V169H60ZM59 170V171H60ZM116 170H117V168H116ZM129 170H131V169H129ZM136 170H138V169H136ZM139 170H141V167H140V169ZM201 170V169H200ZM211 170V169H210ZM221 170V169H220ZM37 171V170H36ZM50 171V170H49ZM54 171H56V170H54ZM63 171V170H62ZM66 171H67V169H66ZM70 171V170H69ZM81 171V170H80ZM104 171V170H103ZM106 171H107V169H106ZM124 170H122V172H123ZM127 171V170H126ZM133 171V170H132ZM142 171V170H141ZM140 171V172H141ZM229 171V170H228ZM232 171H233V169H232ZM41 172V171H40ZM39 172V173H40ZM65 172V171H64ZM83 172H85V168H84V171ZM94 172H97V171H94ZM108 172V171H107ZM106 172V173H107ZM112 172V171H111ZM119 172V171H118ZM209 172V171H208ZM215 172V171H214ZM216 172H219L218 170L216 171ZM221 172H223V171H220V173H218V176L219 177H217V178H211V184L210 185H207L209 188H210V186H211V188L213 189V190H216V192L218 191L219 193H220V195H219V197L217 198L218 199V201L217 202H219L220 201V205L221 206H226V207H235V206H237L238 204H242V203H244V204H246V205H248V204H250V203H252V201L254 200V195H256V193H252L250 190H248V189H246V188H244L243 186H241V185H238V184H236V185H232L231 187H230V190H231V194L229 195V194H227V192H226V190H224L225 189V183H226V178L225 177H223V176H221V175H223V174H221ZM246 172H247V170H246ZM17 173V172H16ZM20 173L21 174H23L22 173V171H20ZM27 173V172H26ZM26 173H24V174H26ZM53 173V172H52ZM51 173V174H52ZM55 173H57V172H55ZM60 173H62V172H60ZM80 173V172H79ZM98 173H99V171H98ZM97 173V174H98ZM106 173H105V175H106ZM128 173H129V171H128ZM128 173H127V175H128ZM136 173H137V171H136ZM229 173V172H228ZM227 173V174H228ZM230 173H231V171H230ZM63 175H64V173H62ZM61 174V175H62ZM94 174V173H93ZM101 174V173H100ZM112 174H117V172L115 173H112ZM119 174H121V172H119ZM118 174V175H119ZM124 175H125V173H123ZM145 174V173H144ZM144 174H143V176H144ZM233 174H234V171H233ZM29 175H30V173H29ZM36 175V174H35ZM34 175V176H35ZM53 175V174H52ZM55 175V174H54ZM60 175V174H59ZM68 175V174H67ZM66 175V176H67ZM72 175V174H71ZM71 175H69L70 177H71ZM85 175H86V173H85ZM89 175H91L90 173H89ZM104 175V176H105ZM108 175V174H107ZM126 175V176H127ZM130 175V174H129ZM133 175V174H132ZM235 175V174H234ZM7 176H5L3 179H0V244H1V247H2V250L0 251L1 252V256H2V258H3V262H4V264H43V259L41 258V256L40 255H42V252H43V250H47V246L45 245V243H43V241H49V238H50V240H52L53 239V237H47V235H46V233H52V235H53V232H57V230H58V228L59 229H61L62 228V231L61 232H64L65 233V235H63V233H60V236L59 235H56V239L57 238H59L60 237V241L62 242V241H64V240H66L67 239V236H68V234L69 235H71V234H73V233H76V234H79L82 238H83V247L79 250V257L83 260V264H101V261H102V259H103V254H117V252L119 251V252H121L123 255L121 256V257H125V258H128L130 261H129V264H154V263H156L158 260H159V258H161V256L163 255V253H164V251L166 250V249H168L169 248V246H171V245H173V244H175L176 246H178V245H180V244H184V243H187L188 242V238L189 237H192V236H197V235H200V234H202L203 232H204V230H208V231H215V232H222V231H224L225 229H227V228H230V229H232V231H234L235 233H246L247 232V226H248V223H249V221H251V219L250 218H248L249 216H247V217H245V215L243 216V215H240L236 220H234V221H231V222H229L228 220H227V218H226V216L225 215H222L220 212H216V211H214V210H211L210 208L208 209V210H206V214L201 218V219H199L198 217H196V215H194V214H191V213H189V210L184 206V208H179V207H181V206H177V208L176 207H170V206H162V204L161 203H159V201L158 200H153L149 205H146V206H139V204L137 203V201L133 198V197H131V196H127V195H117V196H113V195H110V194H107V195H98V193L97 192H95L94 190H92V189H90V185H92V183L89 185L90 187H89V189H87L86 187H84V185L83 186H81V187H78L77 186V188H70V187H66V185H64L63 183H62V181H60V180H55L53 183H52V185L51 186H49L47 189H39V188H29L27 185H23V184H19V185H13V184H11V182L9 181V182H7L8 180H7ZM31 176V175H30ZM41 176V175H40ZM39 176V177H40ZM57 176V175H56ZM77 176V175H76ZM75 176V177H76ZM79 176V175H78ZM92 176V175H91ZM94 176H96V174L94 175ZM138 175H136V177H137ZM150 176V175H149ZM245 176V175H244ZM249 176H250V174H249ZM28 177V176H27ZM32 178H33V176H31ZM43 177V176H42ZM59 177V176H58ZM64 177V176H63ZM62 177V178H63ZM68 177V176H67ZM82 177H83V175H82ZM102 177V176H101ZM107 177V176H106ZM125 177V176H124ZM133 176H131V178H132ZM135 177V176H134ZM139 177V176H138ZM230 177H232V176H230ZM235 177V176H234ZM238 177V176H237ZM32 178H31V180H32ZM49 178V177H48ZM57 178V177H56ZM61 178V177H60ZM61 178V179H62ZM93 178V177H92ZM98 178V177H97ZM110 178V177H109ZM240 178V177H239ZM243 178H245V177H243ZM42 179H44V178H42ZM47 179V178H46ZM50 179V178H49ZM69 179V178H68ZM67 179V180H68ZM76 179V178H75ZM89 179V178H88ZM124 179H126V178H124ZM123 179V180H124ZM230 179V178H229ZM249 179V178H248ZM12 180V179H11ZM73 180V179H72ZM97 180V179H96ZM102 180H103V178H102ZM113 180H116V178H115V175H114V178H113ZM233 180V179H232ZM258 180V179H257ZM21 181L23 182L24 180H22L21 179ZM34 181H36V180H34ZM33 181V182H34ZM50 181V180H49ZM75 181V180H74ZM77 181V180H76ZM94 181V180H93ZM98 181V180H97ZM100 181H101V179H100ZM105 181H106V179H105ZM110 181V180H109ZM231 181V180H230ZM17 182V181H16ZM18 182H19V180H18ZM26 182V181H25ZM40 182H42V181H40ZM78 182V181H77ZM83 182V181H82ZM84 182L86 183H88V181H85L84 180ZM102 182V181H101ZM104 182V181H103ZM243 182H244V180H243ZM251 182V181H250ZM259 182V181H258ZM263 182V181H262ZM20 183V182H19ZM44 183V182H43ZM68 183V182H67ZM168 181L166 182V183H163V181L161 180L160 182H159V184L160 185H162L163 184V190L162 191H164V192H169V193H171L172 195H174V196H177V195H179V192H182L184 195L183 196H186L187 198H189L190 199V201L191 202H194L195 204H198V205H200V204H202V205H207L208 207H211L213 204H214V201L215 200H213V196H212V193L211 192H209L208 190V187H202L201 189H192V190H190V189H188V187H187V185H186V183L185 182H182V183H180L179 185H177V186H173V187H170L169 185H168ZM228 183V182H227ZM248 183V182H247ZM33 184V183H32ZM41 185H42V183H40ZM84 184V183H83ZM259 184V183H258ZM30 185V184H29ZM79 185V184H78ZM80 185H81V183H80ZM229 185V184H228ZM74 186V185H73ZM158 186V185H157ZM256 186V185H255ZM255 186H253V187H255ZM258 187V186H257ZM99 188V187H98ZM250 188V187H249ZM94 189V188H93ZM96 189V188H95ZM110 190V189H109ZM106 191V190H105ZM115 194H117L116 193V191L114 192ZM130 195V194H129ZM135 195H136V193H135ZM139 197H140V195H138ZM145 196V195H144ZM150 197V196H149ZM186 198V199H187ZM173 199V198H172ZM216 199V200H217ZM149 201V200H148ZM147 201V202H148ZM167 202V201H166ZM166 202H164V204H166ZM146 203V202H145ZM50 204H53V205H55L56 206V210H51V206H50ZM143 204H144V202H143ZM163 204V205H164ZM168 204V203H167ZM142 205V204H141ZM173 205V204H172ZM171 205V206H172ZM180 205H182V204H180ZM74 206H77V208H74ZM187 206V205H186ZM189 206V205H188ZM250 206V205H249ZM60 207H63L64 209H66V214H64V215H62V216H64L63 218H65L62 222H61V224H59V227H58V224L56 223V220H57V216H56V213H57V211H58V209H60ZM191 207H192V205H191ZM193 208V207H192ZM203 208V207H202ZM205 208V207H204ZM212 208V207H211ZM251 208V207H250ZM197 209H198V207H197ZM201 209V208H200ZM218 209V208H217ZM249 209V208H248ZM237 210H239V209H237ZM194 211H196V210H194ZM200 211V210H199ZM241 212V211H240ZM243 212L245 213V210H243ZM231 213V212H230ZM239 213V212H238ZM253 215V214H252ZM255 216V215H254ZM229 218V217H228ZM190 220H195L194 222L196 223V225L194 226L193 224H190ZM252 222V221H251ZM255 226V225H254ZM261 229H262V227H260ZM165 229V230H164ZM160 230H162V231H160ZM164 230V231H163ZM230 233V232H229ZM257 234V233H256ZM219 235V234H218ZM255 235V234H254ZM219 236H221V235H219ZM256 236V235H255ZM264 236V235H263ZM154 237H158L159 238V240H158V243H157V245H158V249H155L153 246H152V248H151V254H148L147 252H146V250H144V249H139L138 250V252L136 253V255L134 256V257H127V256H125L126 255V251H128L129 250V247H133L136 243H138V242H141L140 240H143V242H145L146 243V245L147 244H149V245H152L151 244V241H150V239H152V238H154ZM230 237V236H229ZM242 237V236H241ZM246 237V236H245ZM261 237V236H260ZM259 237V238H260ZM236 238V237H235ZM258 238V239H259ZM104 240V242H105V245H106V247H102V243H103V240ZM245 239H247V238H245ZM255 240H257V238L255 239ZM212 241V240H211ZM227 241V240H226ZM264 241V240H263ZM58 243V242H57ZM76 243V242H75ZM243 243V242H242ZM264 243V242H263ZM239 244V243H238ZM68 245V244H67ZM251 245V244H250ZM253 246V245H252ZM259 246H260V244H259ZM0 247V248H1ZM251 247V246H250ZM262 247V246H261ZM263 247H264V245H263ZM64 248H66V245H64V247H63V252H65V250H64ZM244 246H243V250H244ZM237 249V248H236ZM250 249V248H249ZM248 249V250H249ZM103 250H105V252H103ZM255 250V249H254ZM247 251V250H246ZM242 252V251H241ZM263 252V251H262ZM74 253V252H73ZM203 253H207V252H203ZM258 253V252H257ZM44 254V253H43ZM58 254V253H57ZM56 254V255H57ZM208 254H209V252H208ZM245 254H246V252H245ZM250 254V253H249ZM48 255V254H47ZM51 255V254H50ZM53 255V254H52ZM237 255V254H236ZM252 255V254H251ZM262 256V255H261ZM59 257V256H58ZM263 257V256H262ZM52 258H53V256H52ZM116 258V257H115ZM1 259V258H0ZM58 259V258H57ZM249 259V258H248ZM2 260V259H1ZM48 260V259H47ZM105 260H107V258L105 259ZM207 261V260H206ZM121 262V261H120ZM192 263V262H191ZM44 264H45V262H44ZM74 264V263H73ZM81 264V263H80Z\"/></svg>", "mask_w": 264, "mask_h": 264}, {"label": "crops", "instance_id": "obj_3", "mask_svg": "<svg viewBox=\"0 0 264 264\" xmlns=\"http://www.w3.org/2000/svg\"><path fill=\"white\" fill-rule=\"evenodd\" d=\"M50 206L52 207L51 210H56L55 205L50 204ZM74 208H77V206H74ZM66 212V209H64L63 207H60V209H58L56 213V223L58 224V227L59 224H61V222L65 219L62 215L66 214ZM61 231L62 228H58L57 232H53V235L49 232L46 233L47 237H53V239L50 240L49 238V241H43V243H45V245L47 246V250H43L42 255H40L43 259V264L44 262L45 264H83V260L79 257V250L83 247V238L79 234L73 233L71 235L68 234L67 239L61 242L60 233H63V235H65V233ZM56 235H59L60 237L56 239ZM64 245H66V248H64L65 252H63Z\"/></svg>", "mask_w": 264, "mask_h": 264}]
</instances>
